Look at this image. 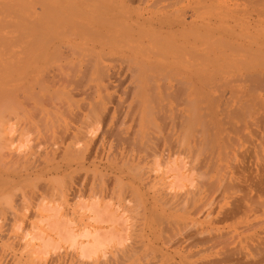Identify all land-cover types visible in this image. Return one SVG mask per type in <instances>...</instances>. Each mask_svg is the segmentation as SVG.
I'll return each instance as SVG.
<instances>
[{
	"label": "bare ground",
	"instance_id": "bare-ground-1",
	"mask_svg": "<svg viewBox=\"0 0 264 264\" xmlns=\"http://www.w3.org/2000/svg\"><path fill=\"white\" fill-rule=\"evenodd\" d=\"M126 1L130 2V4H132L131 2H134L135 0H112V1L111 0H105V1L104 0H50V1L49 0H33L32 2H27L25 0H2V2H0V27H2L4 29L5 28L8 29V30L6 29L7 30L6 32L4 31V33H7V34L2 35L3 32L0 33V35H1L0 39L4 38L7 41V39L9 38V41H10V36H11V39H15V40L17 39L18 40V47H17L18 48L17 49V51H18L17 54L18 55H17V58H15L16 62L14 63V67L17 69V71L19 73V76L17 75V73H16L17 71L16 70H15L16 72H14L12 66H11L12 67L11 69L13 70L14 74H16L19 77L18 80H20V81H16L17 83L14 81L15 84L13 83V85L15 86V85H18L19 83H21L22 89H18V94L25 92V93H23V95L25 96V99L26 100H28V99L33 100V101H30V100L29 101H26V100L25 101H21V100L19 101L17 99L18 96L15 95L17 101H13L15 98H12L13 99L12 101H11V99H10V101H7L8 99H6V101H1V103H0V105H2L1 108L3 110L5 108V110L2 111V112H6L8 109L16 110V111H18L17 112L18 114L19 113L21 114V117H19V118H21V119L25 118L24 119L25 121L29 120L31 118V116H37L38 117L37 124L38 123L41 124L42 130H44L42 132L46 133V135H47L45 137V139L40 138V140H43V142H44L43 145L40 142H37V144L40 143L42 145V146H40L38 144V146H40V147H38L39 149L36 147V149H38L37 151H39V153H36L37 151H35V153H34L33 151H31V149H29L30 148V146L28 144L29 142L27 143V139H25V137L27 138V136H29V135L27 134V136H23L24 139L26 140V143L29 146V148L27 146H24L23 142L22 143L21 142L18 143L20 140L17 141V143H15V141L10 138L11 136L8 137L7 134H6V130H5L6 127L4 126L5 123H6L5 119H2V120L0 119V264H36L35 261L38 260V255L40 257V253H43V254L45 253L44 254V256H45V255H47V253L50 254L51 252L52 253L57 252V251H55V249L59 248L60 246L58 245L59 242H56V241H61V243L64 242V243H67V244L70 245L69 247L72 248V250H73L72 253H74V254H72L73 257L75 255V257H77V260H79L78 264H96V263L99 264V262L102 264V262L100 260L103 261V259H104V261H103L104 264H121L122 263L121 260H123V259L125 260V258L132 256L131 255L132 253H131L130 254L131 256L126 254L127 257L124 256L125 258H123V255H120V259L118 258L119 257L118 254H121L119 252H123V250H124V254H125V252L127 251V250L125 251V249L127 248L129 250V247L127 245H131V244H128V241H127V239L129 237L127 238L125 235H121L123 233L122 231H124L126 229L125 226H124L125 227V229H124L122 227V224L119 223V220H121L120 216H122L123 213H121V215L118 216L119 218L118 217L116 218L115 216L117 214L116 213L117 211H109L110 209L108 210V208L106 207L107 203H105V206L101 205L100 204L101 203L100 195H101L102 192L100 193V195L98 194V196H97L95 194L96 193V191H95V193H93L92 195H88L89 197H87L85 200H83V201L79 200L78 202H76V206H78V207L75 206L76 209L78 208V210H80V212H82V214L85 215L86 220L84 222H82V220H81V222H79V225L78 226L76 225L75 227L71 226L72 225L71 221H69V219L66 218L68 213L70 215V212L67 213L66 212L67 210L66 211L64 210L65 212L62 211L61 210V205L59 206L57 204V202L55 201L56 199L53 197V195H52V198H49V197H51V195L49 197L47 196L48 200L44 199L45 198L44 195L41 196L40 193H38L40 195L39 199H37L36 196H35V192H36L35 190L39 187V185H38V182H39L38 179L39 178L42 180L43 178H41V177L43 175H47V179H46L47 181L45 183H43V185H44L43 187L46 190H48L50 188L52 189V186L54 185L53 182L55 180H54L53 177H58V175L62 176L65 173V171L63 172V170H62V168L60 166L62 164V162H61V164L59 163L60 165L51 164L53 162L52 159H54V157L56 156V154L58 152L60 154L62 153V155H65V156L67 154L69 156V157H67V159L68 158L70 159V157H72L70 160L68 159L70 162L67 161V162H69V165H70L69 166L70 167V171L73 168V167H71V164H74L75 167H78L80 169V168H82L84 166V163H85L86 159L89 160L90 157H93L94 147H92V144H93L92 140L96 136H94V138H93V137L89 136L88 133L94 131L93 128L96 127L97 124L98 125L99 124L104 125V128H105V125H108L109 122H111L109 120H112V118L114 117L115 113H117V117H119V115H120V117H119L120 119L118 121H117V119L114 120V121H117L119 123L121 121V124H123L125 122V120H129L128 122H130V123H128V126L126 128L124 127L125 128L124 130L122 128L123 135H121L122 133L120 134L121 131H118L121 127H117V126H119V125H117L116 128H117L118 132L116 134L118 136L120 135L119 137H117L121 141V144L120 145L118 144V147L120 146L121 147L120 150H122L118 154H120L121 160H123V162L125 164H129L131 166L134 165V164L138 165L140 163L141 159H142V157H141L142 155L140 156L139 152L142 151V150L146 151L148 149H150V151H151V152L148 151V153L153 154V156L156 155V158L154 157L155 159H152L153 161L155 160L156 164H157L156 160L158 159L157 156H160L161 153L163 151H165V150L167 151V152L165 151L167 153V157L168 156L171 157L172 155L183 154L182 156H185L187 158V157H191L192 154H193V156H194V154H197L198 153L197 150L200 149L202 147V145L205 144L206 142L210 141L209 145L211 146V141L212 140H213L212 141V145L214 146V149L217 148V153L218 154H219V151H221V147L224 148V149L225 148L229 149V150L231 148H233L235 150L234 145H232L229 142V140L227 139V135L230 133V130H233L232 126L234 125V123H233L232 118H230V119H231L233 125H231L232 123H231V121L229 119V121L231 123L229 125H231L232 129L228 130L229 131L228 134L226 132L224 134V135L227 134L225 136L226 142H224V144L222 142V146L217 144L218 141H220V139H219V137L217 139V136L215 135V133H216V131L218 129L217 132L219 134V128H220L219 126H222L221 122L219 121L221 116H220V118L218 116V118H219L218 121L220 122V124L217 121V113H219L218 112L219 99H215L217 96L214 97V101L210 100L205 106L201 105V102L204 103L205 101H197V100H199V98H197V96H196V86H195L196 84H195V81L192 80L193 78H196L197 71H196L195 68L198 65V62H197V58H198L197 54L198 53L196 52V48H195V46H197V43H195V42L198 39H200V41H201V39L205 40V39L208 38L209 39V43H210L213 40L212 39L210 41L211 37L212 38H217V42H219L218 39L224 38L223 41H225V39L228 37L230 43L228 41L225 42L226 46H227V49H228V52L229 51L236 52L235 49H236V47L238 45H236V46L233 45L234 43H232L231 40L234 42V41H236L238 39H241V38L242 39L243 38H247L248 41H249L250 38L251 39L252 38L253 39L257 38V39H259V42H260V43H258V46L256 45L257 42L256 43L253 42V43H255V44H253L251 42V39H250V42L252 43V45H255L256 47H258V49H257L258 50V56H257L258 57V64L257 65H259L260 69H262L264 71V0H166L167 2L165 4V6H163V10H164L163 14L158 16V18L156 17L155 19H154L153 16H147L146 15L147 17H143V13L142 12H138L136 14L131 13L130 11H133L132 8L128 7L129 9H131L129 11L127 8L124 7V5L126 4ZM161 1H164V0H161ZM155 2L156 1L154 0V2H152V3L155 4ZM29 4H31V6H29ZM152 5H150V6H152ZM115 6H116V8H115ZM153 8L155 9L154 5H153ZM95 9H97V10H95ZM96 11H98V12H96ZM8 27H10V30H9ZM149 34L153 35L154 37L156 36L155 37L156 39H154V37L152 39V37H150L151 35H149ZM256 34H258V35H256ZM124 35L127 36V37H125ZM6 36H7V38H5ZM122 36H124L125 38H128V36H129V38L125 40V38L123 39ZM177 36H178V38L180 36V38L183 37L184 39H186V40H184L182 38L184 41H186L185 45H184V43H182L183 42L182 40H180V41H182L181 44H179V42L178 43L176 42L178 38H175V37H177ZM257 36H259L260 38H258ZM146 37H147V39L148 38L149 39L148 40L145 39ZM157 37H159V38L166 37L164 39V43L161 42L162 43L161 44V43L157 42V41H162L161 39H158ZM190 37H192V39H194V40L191 39L193 42H190V43H193V44L195 43L196 45L193 47L192 46L193 44H192L191 46L185 47V49H184V46H186V45L188 46L190 44L188 42V40L190 41V39H189ZM167 38H170V40H171V38H173L174 40L170 41L169 39L167 40ZM4 39H2L3 42H4ZM257 39L255 41H258ZM204 40H203L202 44L205 42ZM165 41H166V43H165ZM172 41H175L176 43H173ZM222 42H220V43H222ZM156 43H158V44H156ZM169 43H172V44H169ZM205 43H207V42H205ZM236 43L238 44L237 41H236ZM163 44H165V45H163ZM177 44L180 47V49H179V47H177ZM199 44H201V43H199ZM212 44H213V42H212ZM212 44H209V45H212ZM174 45L177 48H175ZM182 45H183V47H182ZM218 45L217 46L215 45L216 49H218L217 48ZM239 45H241V43H239ZM220 46H221V44H220ZM248 46H250V43H248ZM251 46H250V48H251ZM12 47H13V45H12ZM201 47H205V46H201ZM212 47L213 46H211V48ZM244 47L242 46V48H243L242 51L244 49H247L246 47L245 48ZM174 48H175V50L176 49L180 50L181 54H183V52H184L185 54H187L189 56V57L187 56L188 58H184V56H182L180 54V55H178V58L176 57L177 59H175L173 63H170V64H172L174 66H177V67H180V68L184 69L183 73H182V69H180L181 73H179L177 71H174V69L172 70V67L169 68V69H166L168 64L164 63V62H167L168 58L172 59V57L174 58L176 56V55L175 56H170L171 53H169L170 50H173V52H174ZM182 48H183V51H182ZM187 48H189L188 52H187ZM224 48H226V47H224V44H223V49ZM193 49H195V52H193L194 51ZM199 49H201V48L199 47ZM251 49H253V48H251ZM189 50L191 52H193V53L189 52ZM209 50H210V48H209ZM248 50H247V52H249ZM167 51H168L169 54L167 53ZM176 51H175V54H177ZM203 51H205V50L203 49ZM253 51H254V49H253ZM13 52L14 51H12V53ZM226 52H227V50H226ZM254 52H256V51H254ZM6 53H3V54H6ZM8 53L10 54V52H8ZM207 53H208V51H207ZM236 53H240V52H236ZM214 54H216V53L214 52ZM6 55H5V57L8 56V55L7 56ZM10 55H12V54H10ZM14 55H15V53L13 54V57H14ZM121 55H124V56L127 57L126 58V63L127 64L126 63L125 64H126L127 69L129 71V77H132L135 80V84L134 85H132V83H131L129 85L128 90L127 89L124 90L125 97L128 98V96H129L130 99L129 100L128 99L127 100L123 99L122 101L117 99L114 96V94H112L110 92L111 89H114V88L118 87L119 84H120V79L117 76V73L120 72V71H116L118 69V67L116 69V67L114 66L115 69H116L115 70L113 67H111V65L105 64V61H110V62L112 60H115V62L121 61L120 60L121 59ZM201 55H203V53ZM205 55H207L206 52H205L204 56ZM224 55H225V53H224ZM227 55L230 56V54H228V53H227ZM229 56H226V58H228ZM221 57L223 58V55L220 56V54H219V58H221ZM233 57H234V55H233ZM200 58H202V57H200ZM236 58H238V57L236 56ZM239 58H241V57H239ZM239 58H238V60H240ZM230 59L232 61V53H231ZM245 59H247V58L245 57ZM255 59H256V57H255ZM11 60L12 59L10 57V59L8 58V61L4 60V63H6L5 61H7V62H9V64H11L10 63ZM123 61H125V60H123ZM204 61H206V60H204ZM214 61L218 62L215 59H214ZM224 61L226 62L228 60L226 59ZM229 61H228V63H229ZM243 61H242V65L244 63ZM212 62H213V60H212ZM233 62L234 61H232V63ZM118 63L119 62H117L116 64H118ZM209 63L207 65H209ZM219 63H221V62H219ZM238 63H240V62L238 61ZM155 64H158L157 67L160 66V68L162 67V69H163L156 76L157 78L156 77H152V75H150L151 77L150 76H145L146 72L150 68H152V67L154 68L155 67V66H153ZM204 64H206V63L204 62ZM213 64H214V62H213ZM234 64L235 63H233L232 65H230V64L229 65L232 67V66H234ZM251 64L253 65V62ZM2 65L4 66V64H2ZM72 65H74V70L76 69L75 70L77 72L76 75H75V72H74V76H76V77L73 80V75L72 74L71 75L68 74V75H69V77L72 76L71 80H73V82L77 86V87H75V90L77 91V89L79 87L84 93L87 94V97H89L90 100L88 102L85 101V103L87 102L85 104V106H84V104H82L84 107H82V111L81 112L79 111V113L81 114V117L79 116L80 115L79 113L77 115V117L79 116L80 118L85 119V120H83L85 125L81 124V125L84 126V129H82V126L79 127V128L72 127L74 129V131H72L73 130L72 129L69 132L68 128H67L68 126L66 127L63 124L62 116L60 117L62 110L59 111V108L62 106L64 101H58V98L56 97V94H55L56 98L55 97L54 98L57 99V101H47L44 98H43L42 101H37V96H38L37 92L40 91V87H38V86H39V84L41 85V82L44 83L45 85H49L50 87L49 86H46V87H49V89H52L53 92L56 93V90L59 91V88L62 85H64V84H62V82H66L68 80L67 77H66L67 72H68L66 70H68V69H65V68H67V66H68V68L70 70H72L73 69ZM75 65L77 66L76 68H75ZM200 65H202V64H200ZM215 66H217V65H215ZM226 66H224V67H226ZM236 66L238 67V65H236ZM199 67H201V66H199ZM218 67L220 68V66H218ZM256 67H258V66H256ZM256 67H255V70H256ZM3 69H5V68H3ZM207 69H208V67H207ZM225 69H227V68H225ZM225 69H223V70H225ZM6 70L7 69H5V71L2 70V71H4V73H3L4 75H5V72H7ZM186 70L192 72L193 74H188V73L186 74ZM197 70H199V69H197ZM213 70H214V67H213ZM216 70H218V68ZM252 70H250V71H252ZM150 71H151V73H153L152 70H150ZM158 71H159V69H158ZM208 71H209V69H208ZM208 71H207V73H208ZM219 71H221V70H219ZM237 71H239V70L237 69ZM247 71H249L248 68H247ZM243 72H245V71H243ZM246 72H245V75H247V74L251 75L252 74L250 72L249 73H246ZM255 72H253V74H255ZM7 73H9V72H7ZM10 73L12 74L10 77H12L13 73L12 72H10ZM156 73H157V71H156ZM200 73H201V70H200ZM259 73L257 74V76L260 75ZM180 74H183V77ZM237 74L239 76H236V77H240L239 72ZM242 74H241V78L243 76ZM9 75L10 74H8V76ZM179 75L181 77H179ZM1 76H3V75H1ZM1 76H0V79H2ZM8 76L6 75L5 79H3L1 81L2 82L3 81H7L6 77H8ZM17 76H16V78H17ZM174 76H177V77H174ZM212 76H216V75H212ZM255 76H252V78L254 79ZM257 76L255 77V79L257 78V81H259L261 79V77L258 76L259 77V79H258ZM200 77L204 78V80H203L204 83L207 80L206 83L209 84V80H208L207 74H206L207 78L202 76V74H201ZM221 77H223V76L221 75ZM203 78H200V80L203 79ZM233 78H235L234 75H233ZM245 78H247V77H245ZM262 78H264V76ZM13 79L15 80L14 77H13ZM13 79H11V80L13 81ZM175 79H177L175 81L176 83H172V80L174 81ZM157 80H159L158 83H157ZM224 80H222L223 85H224ZM237 80H239V79H237ZM237 80L235 79V81H237ZM241 80L242 79H240V81ZM132 82H133V80H132ZM151 82H153V83L151 84ZM231 82H233V81H231ZM263 82H264V80H263ZM8 83L9 82H6L5 84L2 83V84L7 86ZM154 83L158 86L161 95L163 94L165 96L164 98L166 99V101H164V100L162 101V99H160L158 97L155 98V96L152 95V93H149V94H147V96H144V91H145L146 87H148V84L155 85ZM215 83H216V81H215ZM252 83H254V82H252ZM259 83H260V81H259ZM2 84H0V85H2ZM60 84H61V86L57 89V87ZM225 84L227 85V82H225ZM3 86L0 87L1 90H4V88L5 89L7 88V87H5V86L3 87ZM12 86H11V88H12ZM14 86H13V88L16 89V87H14ZM205 86L207 87V85H205ZM229 86H230V84H229ZM249 86L251 87L253 85H249ZM2 87H3V89H2ZM18 87H19V85H18ZM34 87L35 88L38 87L39 90L37 92L34 91V89H33ZM41 87L43 88V86H41ZM233 87H232V89L230 88V92L232 90H234ZM8 88H10L9 85H8ZM153 88H155V86ZM237 88H239V86ZM237 88L235 90H237ZM43 89L45 90V86H44ZM43 89H42V91H43ZM60 89H62V88H60ZM151 89H152V87L150 86L149 90H151ZM19 90H21L22 92L21 91L19 92ZM46 90H48V88H46ZM132 90H133V93L131 92ZM235 90H234V92H235ZM240 91H241V89L238 91V93H240ZM45 92L47 93L48 91H45ZM50 92L51 91H49L48 93H50ZM64 92H66V91H64ZM242 92L244 93L245 91H242ZM15 93H16V91L14 90V94ZM129 93L132 94V95L130 96ZM231 93H233V91ZM235 93H237V92H235ZM235 93H233V98L237 97V95ZM58 94H59L58 97L62 94L60 96V98L62 99V96L64 94H66V93H64V94L61 93L60 94V92H59ZM198 94H199V92H197V95ZM48 95H50V94H48ZM148 95H150L151 98H155V101L149 99ZM234 95H236V96L234 97ZM242 95L243 94H241L240 96H242ZM245 95L247 96V98L252 97L251 96L252 94L250 95V94L247 93ZM15 96H13V97H15ZM53 96H54V93H53ZM199 96L200 95H198V97ZM20 97H22L21 94H20ZM208 97H209V95H208ZM39 98H41V96ZM49 98H51V97H49ZM64 98L65 97L63 96V100H65ZM66 98H68V96H66ZM217 98H219V97H217ZM240 98H242V97H239V100L238 99L237 100L240 101ZM244 98L245 97H243V99ZM252 99L250 100L251 102H252ZM253 100H255V99H253ZM220 101H221V99H220ZM238 101L236 103H238ZM244 101H246V100L244 99ZM247 101H249V100L247 99ZM74 102H76V101H74ZM82 102H84V101H82ZM206 102H207V100H206ZM254 102H253V104H254ZM257 102H259V101H257ZM229 103L230 102H228V104ZM66 104H67V101L65 100V104H64L65 108L68 107V105H66ZM78 104H76L77 108H78ZM72 105H74V103ZM220 105L222 106V104H220ZM233 105H234V103H233ZM242 105H238V108L240 106H242ZM227 106L230 107L229 105H227ZM235 106H237V104ZM242 107H244V106H242ZM254 107H256V106L252 105V108H254ZM77 108H75V109H77ZM221 108H223V107H221ZM249 108H246V109L249 110ZM258 108H259V105H258ZM70 109H71V107H70ZM78 109H77V112H78ZM223 109L225 110V108H223ZM227 109H229V108H226V114L229 111ZM241 109H243V108H241ZM64 110H66V109H64ZM201 110H203V112L199 113ZM243 110L241 111L243 113L242 116L244 115ZM248 110L246 112H248ZM238 111H239V109L236 108V110H230L229 113H231V112L235 113V112H238ZM66 112H68V108H67ZM71 112H73L72 109H71ZM77 112H76V114H77ZM69 114H70V112L68 113L67 116H70ZM224 114H225V112H224ZM231 116H232V114H231ZM258 116H259V114H258ZM28 117H30V118L27 119ZM228 117H230V116H228ZM228 117L226 115V120H227ZM32 118L30 120H34ZM80 118H78V120ZM86 118H89V119H86ZM82 119L79 122L82 123ZM224 119L225 118H223V120ZM258 119H260V118L258 117ZM24 120H23V123H24ZM86 120H91V121L85 122ZM60 121H62V124L60 123ZM74 121H77V120H74ZM249 122H250V125H251V121H249ZM29 123L32 124V121H30ZM34 123L35 122H33V124ZM105 123H108V124H105ZM216 123H218L219 125H217ZM228 123L226 122L225 124H228ZM237 123L235 122V124H237ZM125 124H126V122H125ZM26 125H27V123H26ZM70 125H73V124L70 123ZM115 125H116V123H115ZM215 125L218 126V127L216 128ZM245 125H246V123H245ZM250 125H249V127H250ZM35 126H36V124H35ZM22 127H24V126H22ZM26 127L28 128L27 130H29V127H31V126L27 125ZM98 127H97V129L94 128L96 130V132H94V133L98 134V132H99L98 131ZM227 127H228V125H227ZM257 127H258V125H257ZM10 128H11V126H10ZM100 128H101V126H100ZM111 128H109V129H111ZM116 128H114V130ZM242 129L244 131L246 130V129H244V127H242ZM24 130H25L24 133H27L26 129H24ZM32 130H30V131L32 132ZM221 130H224V129H221ZM237 130L239 131V128H237ZM109 131H108V133L110 135ZM224 131L223 132L221 131V133L223 134ZM233 131L234 132H232V133H236L235 132V128H234ZM101 132L102 131H100V133ZM103 132L107 133V131H105V130ZM115 132H116V130H115ZM115 132H114V135H116ZM33 133L34 132H32V135L30 134V136L33 137V135L35 134V133L34 134ZM239 133H240V131H239ZM23 134H21V135H23ZM36 134H38V133L36 132ZM235 135L237 136V134H235ZM243 135H245V134H243ZM243 135H241L240 137L243 138L244 137ZM38 136H35V138H37ZM92 136H93V133H92ZM231 136H232V134H231ZM236 136H234L233 140L235 139ZM228 137H230V136H228ZM21 138H22V136H21ZM35 138H33V139L35 140ZM91 138H93V139H91ZM98 138L99 137H97L95 140H97ZM114 138H115V136H114ZM246 138H248V137H246ZM33 139H31V140H33ZM105 139L108 140L107 137ZM223 139H221V141H223ZM25 140H24V142H25ZM230 140H231V138H230ZM33 141H31V142L34 143ZM243 141H245L244 138H243ZM31 142H30V144H31ZM235 142H237V141H235ZM245 142H247V140ZM103 143L106 144L107 141H106V143L105 142H103ZM110 143H112V141ZM115 143H117V142H115ZM240 144H241V142H240ZM243 144L244 143L242 142V145ZM99 145H100V143H99ZM209 145H205V147L208 148ZM237 145L239 146V144H237ZM251 145H253V144L251 143ZM257 145L259 146V144H257ZM33 146H35V143H34ZM115 146H117V144ZM210 146H209L208 149H210L211 151H214V149H211ZM112 148H111V151H114V150H112ZM249 148H251V147H249ZM98 149L101 150V147L98 148ZM117 149H119V148H117ZM203 150H204V152L202 154L205 153V148H203ZM242 150H243V148H242ZM251 150H252V148H251ZM105 151L107 152L108 150L105 149ZM206 151H207V149H206ZM244 151L246 152V150H244ZM116 152L117 151H115L114 153H116ZM195 152H197V153H195ZM239 152H238V149H237V154ZM107 153H104V155H106ZM166 153H165V155H166ZM208 153H209V151H208ZM215 153H214V156L216 155ZM221 153H223V151ZM224 153H225V155H227L226 152H224ZM230 153H232V152H230ZM141 154H143V153H141ZM239 154H241L240 156H242V152L239 153ZM62 155H59V156H62ZM98 155H99V153H98ZM110 155L112 156V154H109V156ZM144 155L145 154H143V158H144ZM146 155H149V154H146ZM211 155H210V157H212ZM252 155L256 156L254 154H252ZM100 156H103V155H100ZM109 156H108V158L111 157V156L110 157ZM200 156H201V153H200ZM204 156H205V158L204 157L203 158L206 160V157L208 155L206 156L204 154ZM112 157H114V156H112ZM112 157H111V159H112ZM163 157L166 159L165 156H163ZM242 157H244V156H242ZM247 157H249V156H247ZM62 158H63V160L60 157L61 161H64L65 159H64L63 156H62ZM96 158L98 159V157H96ZM108 158H106V159H108ZM148 158H150V156ZM186 158H185V160H187ZM208 158H209V156H208ZM223 158H225V157H223ZM249 158H251V157H249ZM60 159L57 158V161H60ZM111 159H109V161ZM178 159H180V158L178 157ZM192 159H194V158L192 157ZM51 160H52V162L50 163ZM150 160H151V158H150ZM150 160H148V161H150ZM212 160H214V159H212ZM246 160L248 161V158ZM98 161H99V159H98ZM105 161L106 160H104V162ZM167 161L168 160H166V163H167ZM169 161H170V159H169ZM173 161H174V159H173ZM173 161H171V162H173ZM175 161H176V158H175ZM198 161H200V160H198ZM198 161H197V158H196V162H197L196 166H198ZM243 161H245V160H243ZM253 161L255 162V160H253ZM253 161H251V163ZM92 162H93V158H92ZM113 162H115V161L113 160L112 163L109 162L110 163L109 167L112 168V165L114 164ZM163 162H164V160H163ZM181 162H179V164ZM207 162H209V161L208 160L206 161L205 167L207 166ZM238 162H239V158H238ZM257 162H258V160H257ZM100 163H102V161ZM109 163L107 162V165ZM122 163H120V165H116V166H118V167L120 166L119 168H121V166H122L121 164ZM141 163L138 166L136 165L137 168L135 166L134 169L139 170V166L143 165ZM148 163H150V162H148ZM166 163L164 162V164H166ZM218 163L219 162L217 160V164ZM241 163H242V161H241ZM245 163L241 164V166H240L239 163L238 164H239L240 168L242 167V169L248 171L246 173H249L250 169H251V166L247 165L248 162H247V164H245ZM49 164H50V166H49ZM93 164H95V163H93ZM203 164H204V162H203ZM65 165H66V163H65ZM91 165H92V163H91ZM95 165H94V167H95V169H97L96 166H98V165H96V166ZM231 165H233V163H231ZM236 165H237V163H236ZM150 166H151V164H150ZM189 166H191V165H189ZM196 166H195V169L198 170V168H196ZM109 167L107 166V168H109ZM133 167L134 166H132V169H133ZM142 167H145V166L143 165ZM168 167H169V163H168ZM180 167L182 168L183 165L180 166ZM205 167H203V169ZM223 167H221V168H223ZM254 167H255V163H254ZM263 167H261V173H259V174H263V171H264V170L262 171ZM85 168H86V166H84V169ZM119 168H117V169L120 171L121 169H119ZM147 168H150V167H147ZM147 168H146V170H147ZM177 168H178V166H177ZM181 168H178L179 169V173L181 171L180 170ZM200 168H201V166H200ZM207 168L208 167H206V169ZM238 168L239 167L237 166V169ZM75 169L72 170V172L75 171V174H76L77 169L76 170ZM87 169H89L88 166H87ZM87 169H86V172L88 171ZM91 169L94 171L93 165H92ZM112 169L114 170V168H112ZM124 169L127 170V169H131V168H130V166H127L126 168L124 167ZM141 169H143V168H141ZM167 169H166V171H167ZM178 169H177V171H178ZM210 169H214V166L213 167L210 166L208 171H210ZM254 169H253V171H254ZM80 170L83 171V168L80 169ZM109 170H110V168H109ZM118 170L116 171V169H115L116 173L117 172L119 173ZM158 170H159V168H158ZM193 170L194 169H192V171ZM99 171H101V169H99ZM104 171H105V169H104ZM130 171L131 170H128V175L129 176H130V174L133 173V171H131L132 173ZM153 171L154 170H152V174H153ZM166 171L163 172V173H166ZM177 171L175 173H177ZM121 172H120V174H118L116 176L121 175ZM170 172H171V169H170ZM200 172H202V169H201ZM205 172H203L204 175L206 174ZM221 172L222 171H220L219 173H221ZM255 172L257 173L256 170H255ZM259 172H260V170H259ZM83 173L84 172H82V174ZM104 173L101 172L102 175L99 176V177L104 178V176H103ZM109 173H108V175L111 174V178L109 177L108 179L116 178L115 175H114L115 177H113V174L112 173L109 174ZM122 173L124 174V172H122ZM125 173H127V172H125ZM154 173H155V171H154ZM171 173L173 174L174 172H171ZM181 173H180V177H178V176L175 177V179L176 178L178 179L177 181L180 180V178L182 176ZM234 173H235V171H234ZM241 173L245 176L243 171H241ZM68 174H70V173H68ZM95 174H96V172H95ZM135 174L136 173H134V175ZM137 174H138L137 177L136 176H133V177L137 178L138 184H136V185H139V187H141V188L143 186H147V184L150 183V181L154 179V174L152 175L149 172V169H148V172L141 170V172H137ZM239 174H240V172H239ZM249 174H251V173H249ZM125 175H127V174H124V176ZM163 175H165V174H163ZM204 175L201 176V174H200L199 176H201L203 178ZM208 175H207V177H208ZM215 175H216V171H215ZM252 175H253V173H252ZM160 176L161 175H159V177ZM63 177H65V176H63ZM67 177H68L67 180H70L72 178V177L70 178V176H68V175H67ZM163 177L164 176H162V179H163ZM173 177H174V174H173ZM191 177H189V178H191ZM238 177L240 178V175ZM250 177L251 178L253 177V179L249 178V181H250L249 183L253 184V182H254L253 185L257 188V191L258 192L262 191V193H263L264 189L260 190V189L264 188L261 185V183H264V182H262L263 181L262 176H261L262 180H261L260 176L258 177V175H255V174L253 176L250 175ZM263 177H264V175H263ZM76 178H78V177H76ZM158 178L157 179L155 178L156 179L155 181H157ZM164 178H166L165 181L164 180H163V182L159 181V182L163 183V184H161V186H163V188H161L162 190L160 192L157 191V193L160 194L161 200L163 202L169 200L170 203L167 201V204L169 203L170 205L173 206V203L171 204V202H174V200H176L175 198L177 196H179L180 193H179V191L177 193L176 190L175 191L173 190L172 185L173 186L175 185L174 184L175 181L170 182L171 180L168 181V179H167L168 177H164ZM213 178H214V176H213ZM258 178L261 180V182H260V180ZM93 179H95V178H93ZM105 179H107V178H105ZM117 179L118 178H116V180ZM204 179H206V178H204ZM209 179H210V177H209ZM217 179L218 178L216 177V181H217ZM231 179H233V178L232 177L230 178L228 176V177H225V178L221 179V182L219 181L220 183H218V182H217V184L214 183L215 187L212 189L213 192L211 191L212 196L209 197V193L210 192L208 193V197L210 198V200L208 198H205V200H209V201L208 202L204 201L202 203V206H203L204 203H206V207L205 208H203L202 206H200V208H199L198 205H194L193 204V203H195L196 199L200 198V196H201L200 195L201 192L200 193L196 192V193H198L197 195L199 197L197 196L196 199L191 197V199L192 198L195 199L193 201V203H192V201H190L191 204H192V208L201 209L202 215H204V216H206L208 214H211V213L213 214L214 213L213 212L214 211V206H212L213 203L217 202L219 197L223 198L224 192L228 188H230L232 186ZM57 180L58 179H56V181ZM59 180L61 181V179H59ZM71 180H73V179H71ZM80 180H81V177H80ZM113 180H112V182H114ZM116 180H115V182H116ZM131 180L133 181V178ZM246 180L248 181V179H246ZM246 180L243 177V181H244L243 184L246 183ZM74 181H75V184L76 183L80 184L75 179H74ZM109 181L111 182V180H107V182H109ZM127 181H124V185H125V183ZM202 181H203V179H202ZM208 181L209 180H206L204 182L208 183ZM238 181H239V179H238ZM238 181H235V182L238 183ZM43 182H44V180H43ZM105 182H106V180H105ZM112 182L109 183L108 185H111ZM152 182L154 183V181H152ZM180 182L181 181H179V183ZM58 183H60V182H58ZM119 183L121 184V180H120ZM130 183H131V181H130ZM130 183H127V184H130ZM179 183H176V184H178V186H179L181 184V183L180 184ZM207 183H205V186H206ZM155 184L154 185L152 184L151 186L155 187ZM194 184H196V183H194ZM194 184L192 183V185L195 187L196 185H194ZM250 184L247 185V187L250 186ZM64 185H65V190L64 191H65L66 194L71 192V194H72L71 196H73V195L74 196H78V195L80 196V194H81V192L79 190L80 188H76L72 181H69L68 184H63V186ZM233 185H235V187H238V188L240 187L241 188V186H238L240 184H238L237 186H236V184H233ZM241 185H242V183H241ZM91 186L93 187V185H91ZM131 186H133V185H131ZM151 186H148V187L150 188ZM178 186L176 185V189L178 188ZM182 186H183V184H182ZM61 187H62V184H61ZM133 187L130 188V193L133 192L134 194H132V197H135L137 194L133 190L135 188H138V187L136 186V187H134V189H133ZM185 187H182V189L184 188V190H185ZM203 187L204 186H202V188ZM235 187L233 186L232 189L231 188L230 189L233 190V188H235ZM247 187L245 188V185H244V189H247ZM42 188H41V190H42ZM59 188H57V189H59ZM238 188H237V190L241 191V189L239 190ZM258 188H259V190H258ZM178 189L180 190V187ZM190 189H192V187ZM105 190L107 191V189H105ZM170 190H172V191H170ZM184 190L181 193V195H183L184 198L186 197L187 199H189L190 195L191 196H195L196 195V194L193 195L194 191H192V190H189V191H186V192H184ZM194 190H195V188H194ZM229 190H228V192H230ZM243 190L241 192L244 193L245 190L244 191ZM143 191H144V189H143ZM143 191H142V196H143L144 193L148 192L146 190L143 193ZM201 191H203V190H201ZM137 192H138V194H140L139 190ZM45 193H47V191ZM235 193H231L230 196L232 194H234V197H235L236 196ZM245 193H247V191ZM255 193H256V191H255ZM176 194H178V195H176ZM39 195H38V197H39ZM47 195H49V194H47ZM133 195H135V196H133ZM155 195H154V197H156ZM204 195L206 196V194H204ZM228 195H229V193H228ZM239 195H241V193ZM245 195L246 196L244 197V199L245 198L247 199V194H245ZM255 195L256 194H254V197L257 198V196H255ZM169 196H173V197L176 196V197L175 198L172 197L173 201L172 200L170 201V199H168ZM183 196H181V197H183ZM228 197H227V199H229ZM145 198H147V196ZM179 198H180V196H179ZM186 198L184 199V201H186ZM250 198L251 197H248V200ZM138 199H137V201H138ZM142 199L143 198L141 197L140 200L142 201ZM156 200L154 202L155 204H156ZM161 200H159L160 204L157 202L159 205H161V202H162ZM180 200L181 199H179V201ZM52 201H55V203L52 202ZM141 201H140V203H141ZM181 201H183V200H181ZM258 201H259V197H258V200L255 201V202L257 203ZM176 202H177V200L175 201V204H176ZM218 202H219V200H218ZM245 202L246 201L243 202V199H241L240 197L238 199V196H237L236 198L232 199V201L228 205L225 204V206H219V204H218L219 208L217 207L216 212H215L216 214H214V215L219 217V219H224L225 221H226V219H230V223H231V218L233 219L234 216H235L234 220H236V219L238 220L239 217H236V214H238L240 211H242V208H243L244 204L246 206L247 202L246 203ZM251 202H253V201H251ZM138 203H136V204H138ZM242 203H244V204L242 205ZM108 204H110V203H108ZM221 204L222 203H220V205ZM179 205H181V204H179ZM189 205H190V203H189ZM139 206H140V204H139ZM245 206H244V208H245ZM108 207H110V206L108 205ZM152 207L153 206H150V209L153 210ZM160 207H158V208H160ZM163 207H165V206L163 205ZM169 207L170 206H167V208H169ZM175 207H176V205H175ZM186 207H187V203H186ZM247 207H248V205L246 206V209H249ZM142 208H146L147 209V207H143V205H142ZM155 208H156V206H155ZM167 208H165V209H167ZM184 208H185V203H184L183 209ZM189 208L191 209V206ZM160 209H162V208H160ZM176 209H178V207ZM183 209L181 211H183ZM190 209L188 210L189 212L191 210H193V209H191V210ZM246 209H245V211H246ZM116 210H118V209H116ZM138 210H139V208H138ZM147 210L149 212V209H147ZM162 210H164V209H162ZM170 210H172V209H170ZM74 211H72L73 216H74V213H73ZM125 211H127L126 208H125ZM140 211L143 212L141 209H140ZM173 211H175V210H173ZM198 211L199 210H197V212ZM163 212H164V214H166L165 211H163ZM171 212L172 211H170V213ZM176 212H177V210H176ZM187 212H186L185 215H187ZM150 213H148V214H150ZM242 213L244 214L245 212L243 211V212H240L239 214H242ZM246 213H249L248 210L246 211ZM82 214H81V216H82ZM164 214L162 213V215H164ZM177 214L179 215V213H175V215H177ZM142 215H145V214H142ZM159 215H161V214H159ZM159 215L156 214V216L158 217V220H160V218H161V217H159ZM172 215H174V213ZM196 215H194V216H196ZM214 215H213V218H214ZM177 216L172 217V219L173 218L177 219L176 218ZM189 216H191V215H189ZM237 216H239V215H237ZM243 216L247 218V216H245V215H243ZM243 216L241 215V219H242ZM179 217H181V216L179 215ZM182 217H183V215H182ZM207 217H209V216H207ZM154 219H155V215H154ZM165 219H166V217H165ZM175 219H174V221H175ZM184 220H185V222L180 224L182 227H184V226L186 227V228L184 227L185 230L183 232L184 233L183 236H186L185 237L186 241H187V237L189 236V237H191L190 239H191V243L192 244L200 245L201 248L198 251H205V250H207V251L208 250L209 251L212 250L213 251V249H211V247H213L214 245H216L215 248L217 247V245H219V247L224 249V250H222L220 248V250H222L221 251V256L220 257L216 256V257H218V262H219V260H221V263L222 262H226L228 264H259L260 261L264 260V247L263 248L260 247L261 249H259L260 250L259 252H258V249H257L259 246L258 247L255 246V248L252 247V252H253V249L255 251H257V253H255V251L253 252V255L255 256V254H257V257L256 256L255 257H250L251 253L249 254V252H248L249 250L248 251L247 250L243 251V250H240L239 247H238L237 250H235V247H229L228 248V244L230 243L229 238L234 237L232 233H229L228 231L220 233V231H219V233L214 232L216 234H213V235H208V236L205 237L204 234H203L202 236H204V237H202V236L200 237L197 234V232H200V231H196L195 228H192L193 225L191 227L192 222L193 221L195 222L196 219L189 217V220H188L187 224H186V221H187L186 217H185ZM234 220H232V221H234ZM239 220H240V218H239ZM162 221L165 222V220L163 218H162ZM177 221L179 223H181V221H179V219H177ZM204 221L206 222L205 223L206 225L208 224L207 222H209L208 220H205V219H204ZM221 221L222 220H219L218 223L219 222L220 223L223 222V221L222 222ZM225 221H224V224H223L224 226H225ZM178 222H177V224H178ZM202 222H203V220H202ZM202 222H201V224H202ZM76 223H77V221H76ZM156 223H158V225H159V222H156ZM171 223H173V222H171ZM218 223H216V224H218ZM226 223L228 225V222H226ZM233 223H235V222H233ZM241 223H243V222H241ZM201 224H199V225H201ZM175 225H173V227H177ZM186 225H188V227ZM196 225H198V224H196ZM231 225H233V224H231ZM231 225H228V226H231ZM236 225H238V224H236ZM215 226L218 227V225H215ZM221 226H222V224H221ZM244 226L246 228L245 224H244ZM254 226H255V228L257 227L256 225H254ZM159 227H160V225H159ZM219 227H220V225H219ZM122 228L124 230H122ZM164 228L166 229V227H164ZM170 228H172V227L170 226ZM241 228H238V229L241 230ZM163 229H161V230H163ZM180 229H181V227H180ZM175 230L177 232V229H175ZM240 230H238V231H240ZM166 231H167V229H166ZM166 231H165V233H166ZM217 231H218V229H217ZM231 231H233V229ZM235 231H234V234H235ZM168 232L170 233V231H168ZM173 232L175 233V231L171 230V234ZM211 232H212V228H211ZM200 233H202V232H200ZM160 234H161V232H160ZM205 234L207 235L208 233H205ZM174 236H176V235H174ZM139 237L140 236H138V238ZM189 237H188V239H189ZM235 237H236V235H235ZM235 237H234V239L237 240V238H235ZM163 238H165V236ZM173 238L174 237H172V239ZM178 238H181V237H178ZM243 238L244 237L241 236L242 241H243ZM140 239H142V238H140ZM166 239L168 241L170 240V238L167 236V233H166L165 240L163 239L164 241L160 244L159 248H163L165 246L164 244H166V241H167ZM133 240H135V239H133ZM133 240H132V242H133ZM157 240H158V238H157ZM179 240L180 239H178L177 241H179ZM173 241L175 242V240H173ZM180 241L184 242V240H182V238H181ZM186 241H185V243H186ZM137 242L140 243V240L139 241L137 240ZM209 242H210V244H207ZM133 243H135V242H133ZM181 243L182 242H178L177 244L179 245ZM142 244H143V248H144L143 241H142ZM134 245L136 246L138 244H134ZM173 245H176V243H173ZM178 245H176V246H178ZM183 245L184 244H182L181 246L183 247ZM188 245L189 246H187V245L186 246L190 247V243ZM232 245H233V243H232ZM239 245H241V244H239ZM249 245L251 246V244H249ZM168 246H169V244H168ZM193 246H192V248H194ZM141 247L142 246H140L138 248L140 249ZM156 247H158V246H156ZM156 247H155V249H156ZM172 247L175 248L174 246H171V248ZM135 248H137V247H135ZM152 248H153V246H152ZM179 249H180V247H179ZM218 249L216 251L214 249V251L218 252ZM138 250L135 249V251H138ZM165 250H166V248H165ZM161 251H163V250H161ZM131 252H134V251H131ZM164 252H166V251H164ZM184 252H185V250H184ZM188 252H190V251H188ZM163 253L161 252V254H163ZM183 253H181V254H183ZM197 253L198 252H196L192 256L193 257L197 256L196 255ZM202 253L203 252H201V254ZM181 254H180V256H181ZM202 255L205 256L206 252H205V254L203 253ZM141 256L142 255H140V257ZM169 256H171V254ZM169 256H167V257L169 258ZM180 256H178V257L179 258H183V257L186 258V256H183V257L182 256L180 257ZM206 256L209 257L210 259L212 258L211 257L212 254H211V256H208V255H206ZM167 257H165V259L168 261L167 264H169V262L173 263V262L169 261V259H167ZM170 258L173 259L174 256L172 255V257H170ZM185 258H183V259H185ZM196 259L198 260V258H196ZM205 259H206V264L209 263V260L207 258H205ZM205 259H204V262H205ZM188 260L191 261V258H188L187 261ZM193 260H195V259L193 258ZM212 260L214 262V259H212ZM212 260H211V262H212ZM201 261H203V260H201ZM201 261H200V263H201ZM75 262H77V261H75ZM184 262H186V260ZM188 262H187V264H190ZM195 262H197V261H195ZM127 264H128V262H127ZM173 264H176V262L173 263ZM209 264H211V263H209Z\"/></svg>",
	"mask_w": 264,
	"mask_h": 264
},
{
	"label": "rangeland",
	"instance_id": "rangeland-1",
	"mask_svg": "<svg viewBox=\"0 0 264 264\" xmlns=\"http://www.w3.org/2000/svg\"><path fill=\"white\" fill-rule=\"evenodd\" d=\"M25 1H27V2H32L33 0H25ZM50 1V0H49ZM105 1V0H104ZM112 1V0H111ZM151 1V2H150ZM156 2H155V4L154 3H152V2H154V0H135L134 2H131L132 4H130V2H128V1H126V4L124 5V7L125 8H127L129 11L131 10V9H129V8H132L133 9V11H130L131 13H134V14H136V13H138V12H142L143 13V17H147V16H153L154 17V19L157 17L158 18V16H160L161 14H163V12H164V10H163V6H165V4H166V0H164V1H161V0H155ZM160 1V2H159ZM0 2H2V0H0ZM159 2V3H158ZM128 3V4H127ZM33 4V3H32ZM154 5V7H155V9L153 8V5ZM150 5H152V6H150ZM29 6H31V4H29ZM131 6V7H130ZM148 6V7H147ZM162 6V7H161ZM129 7V8H128ZM134 7V8H133ZM161 9H160V8ZM115 8H116V6H115ZM145 8V9H144ZM95 10H97V9H95ZM145 10V11H144ZM147 11V12H146ZM96 12H98V11H96ZM116 13V12H115ZM152 13V14H151ZM156 13V14H155ZM158 13V14H157ZM147 15V16H146ZM2 27H0V33H2L3 32V34L2 35H4V34H7V33H4V31L6 32L8 29L7 28H2ZM9 28V30H10V27H8ZM4 29V30H3ZM7 29V30H6ZM3 30V31H2ZM11 34V33H10ZM149 35H151V34H149ZM256 35H258V34H256ZM1 36V35H0ZM125 36V35H124ZM122 36V38L124 39L125 37H127V36ZM9 37V36H8ZM150 37H152V39H153V35H151ZM156 37V36H155ZM154 37V39H156ZM258 38H260L259 36H257ZM5 38H7V36L5 37ZM13 38V37H12ZM121 38V37H120ZM121 38V39H122ZM128 38H129V36H128ZM128 38H125V40L126 39H128ZM158 39H161L162 41H157V42H159V43H161V42H163L164 43V39L166 38V37H163V38H159V37H157ZM175 38H178V36L177 37H175ZM179 38H180V36H179ZM177 39V43L179 42V44H181V42L182 43H184V45H185V42L186 41H184V40H186V39H184L183 37V39L182 38H180V39ZM2 39H4V38H2ZM2 39H0V76L1 75H3V76H1V78L2 79H0V84H2V83H6V82H9L8 83V85H9V87L10 88H8V85L7 86H5L4 84H2V85H0V87L1 86H5V87H7L6 89L4 88V90H1V88H0V103H1V101H6V99H8L7 101H10V99H11V101L13 100L12 98H15L13 101H17V99L20 101H25L26 99H25V96L23 95V93H25V92H23V93H20L21 94V96L22 97H20V94H18V89H22V87H21V83H19L18 85H19V87H18V85H13V83L15 84V82L16 81H20V80H18L19 79V73H18V71H17V69L14 67V63L16 62V60H15V58H17V47H18V40L16 39H11V36H10V41H9V38L7 39V41H6V39H4V42H3V40ZM122 39V40H123ZM145 39H147V37L145 38ZM149 39V38H148ZM147 39V40H148ZM170 40V38H167V40ZM190 39V41L188 40V42L190 43V42H193L192 40H194V39H192V37H190L189 38ZM192 39V40H191ZM213 39V40H212ZM227 39V40H226ZM225 39V41H223L224 40V38H222V39H218V41L219 42H217V38H212L211 37V39H210V43H209V39L207 38V39H201V41H200V39H198L195 43H197V46H195L196 44L194 43H190L188 46L186 45V46H184V49H185V47H189V46H191L192 44V46L194 47L195 46V48H196V52L198 53L197 54V56H198V58H197V62H198V65H197V67L195 68L196 69V71H197V73H196V78H193L192 80H194L195 81V86H196V96H197V98H199V100H197V101H205L204 103H202L201 102V105L202 106H205L210 100L211 101H214V97L215 96H217V97H219V98H215V99H219V106H218V112L219 113H217V121H218V119L220 118V116H221V118L219 119V121L221 122V125L222 126H219L220 128H219V134H218V129H217V131H216V133H215V135L217 136V139H218V137H219V139H220V141H218V143L217 144H219L220 146H222V142H223V144H224V142H226V138H225V136L229 133V131L228 130H230V129H232V127H233V130H234V128H235V132L236 133H232V132H234L233 130H230V133L227 135V139L229 140V142L232 144V145H234V148H235V150L233 149V148H231L230 150L229 149H224V148H222L221 147V151H219V154L217 153V148L216 149H214V146L212 145V141H211V146L209 145L210 144V141H208V142H206L205 144H203L202 145V147L200 148V149H198L197 151H198V153L197 152H195V153H197V154H194V156H193V154L191 155V157H185V156H182L183 154H180V155H172L171 157L170 156H168L167 157V151L165 152V151H163L162 153H161V155L160 156H157V160H156V162H157V164L155 163V160L153 161L152 159H155L156 158V155L155 156H153V154H151V153H148V151H150V149H148V150H142V151H140L139 152V155L142 157V159H141V161H140V163L141 164H143L145 167H142L143 165H141V166H139V170H137V169H134L135 168V166L137 165V164H134V165H132V166H134L133 167V169H132V166L131 165H129V164H125L124 162H123V160H121V156H120V154H118V153H120L122 150H120V146L118 147V144L120 145L121 144V141H120V139H118L117 137H119L116 133L118 132V131H121L120 132V134L121 135H123V130L128 126V123H130V122H128L129 120H125V122H126V124H125V122L123 123V124H121V121H120V123L119 122H117L120 118V115H119V117H117V113H115L114 114V117L112 118V120H109V121H111V122H109V124L108 123H105V124H108V125H105V128H104V125H101V124H97L96 125V127H94V128H96L97 129V127H98V134L97 133H94V132H96V130L93 128V130L94 131H92V132H90V133H88V135L89 136H91V137H93L94 138V136H96L94 139L93 138H91V139H93L92 140V147H94V153H93V157H90L89 158V160L88 159H86V161H85V163H84V166H86V168L84 169V166L82 167L83 168V171L82 170H80V169H82V168H78V167H75V165L74 164H71V167H73L72 169H71V171H70V165H69V160L72 158V157H70V159L68 160L67 159V157H69L67 154H66V156L65 155H62V153L60 154L59 152L56 154V156L54 157V159H52L53 160V162H52V160L50 161V163L51 164H58V165H60L61 164V162H62V164L60 165L61 166V168H62V170H63V172L65 171V173L62 175V176H60V175H58V177H53L54 178V185L52 186V189L50 188V189H48V190H46L43 186V183H45L47 180V175H43L41 178H43L42 180L39 178L38 179V185H39V187L35 190L36 192H35V196H36V198L37 199H39L40 198V195L41 196H43L44 195V199H46V200H48L47 198L51 195V197H49V198H52V195H53V197L56 199L55 201L57 202V204L60 206L61 205V210L62 211H66L67 213L68 212H70V215H69V213H68V215L66 216V218H68L69 219V221H71V223H72V225L71 226H73V227H75L76 225L78 226L79 225V222H81V220H82V222H84L85 220H86V218H85V215L84 214H82V212H80V210H78V208L76 209V207H78V206H76V202H78L79 200H81V201H83V200H85L87 197H89L88 195H92L93 193H95V191H96V195L98 196V194L100 195V193H101V195H100V200H101V205H103V206H105V203H110V204H108L110 207H108V205L106 204V207L108 208V210L109 211H117L115 214H116V218L118 217V216H120L121 215V213H123L122 214V216H120V219L121 220H119V223H121L122 224V227L125 229V227H126V229L124 230L123 228H122V230H124V231H122L121 233V235H125L128 239H127V241H128V244H133L132 246L131 245H127L128 247H129V250L126 248L125 249V251L127 252H125V254H124V250H123V252H119V253H121V254H118V258L120 259V255H123V258H125V257H127V255H130L131 253V257H127V258H125V260L123 259V260H121V264H127V262H128V264H167L168 263V261L165 259V257H167V256H169L170 254H171V256H169V258L167 257V259H169V261H171V262H173V263H175L176 262V264H187V262L188 263H190V264H193L195 261H197V262H195L194 264H206V259L205 258H207L208 260H209V263H213V264H228V263H226V262H222L221 263V260H219V262H218V257H216V256H221V251L222 250H224L223 248H221V247H219V245H217V247L219 248H215V246L216 245H214L213 247H211V249H213V251L212 250H205V251H198L200 248H201V246L200 245H194V244H192L191 243V237H189L188 235V237H189V239H188V237H187V241H186V236H183L184 235V227H182L180 224H182L183 222H185V217H186V224L188 223V220H189V217L190 218H194V219H196L195 220V222L193 221L192 222V224H191V227H192V225H193V227L192 228H195L196 229V231H200V232H202V233H200V232H197V234L201 237L203 234H204V236L206 237V236H208V235H213V234H216V233H219V231H220V233H222V232H225V231H228L229 233H232L233 234V236L235 237V235H236V237L235 238H237V240L236 239H234V237H232V238H229V240H230V243L232 242L233 243V245H232V243L230 244H228V248L229 247H235V250H237L238 249V247L240 248V250H243V251H245V250H249L248 252H249V254L251 253V255H250V257H257V254H255V253H257V251H255L254 249H253V252L255 251V256L253 255V252H252V247L253 248H255V246L256 247H258L257 249H258V252L260 251L259 249H261V248H263L264 247V192L262 193V191L260 192H258L257 191V188L253 185L254 184V182H253V184H250L249 182V178H251L250 177V175L251 176H253L254 174L255 175H258V177L260 176V178H261V176H262V178H263V181L262 182H264V177H263V175H264V82H263V80H264V78H262L263 76H264V71L262 70V69H260V67H259V65H257L258 64V47H256L255 45H252V43L253 42H257L256 43V45L258 46V43H260L259 42V39H257L258 41H255L256 39L254 38H250L251 39V42H250V39H249V41H248V39L247 38H241V39H238V40H236L237 42H238V44L236 43V41H232L231 40V42L232 43H234L233 45H238L237 47H236V52H240V53H236V52H234V51H229L228 52V49H227V46H226V43L225 42H229L230 43V41H229V38L227 37ZM247 39V40H246ZM2 40V41H1ZM13 40V41H12ZM171 40H174L173 38H171ZM170 40V41H171ZM180 40H182V41H180ZM203 40L205 41V42H207V43H203L202 44V42H203ZM207 40V41H206ZM124 41V40H123ZM154 41V40H153ZM223 41V42H222ZM8 42V43H7ZM155 42V41H154ZM169 42V41H168ZM173 43H176L175 41H172ZM212 42H213V44H212ZM220 42H222V43H220ZM245 42V43H244ZM165 43H166V41H165ZM199 43H201V44H199ZM215 43V44H214ZM239 43H241V45H239ZM248 43H250V46H251V48H253L254 49V51H256V52H254L253 51V49H251L250 48V46H248ZM255 43H253V44H255ZM156 44H158V43H156ZM162 44V43H161ZM160 44V45H161ZM169 44H172V43H169ZM205 44V45H204ZM209 44H212V45H209ZM219 44V45H218ZM220 44H221V46H220ZM223 44H224V47H226V48H224L223 49ZM244 44V45H243ZM5 45V46H4ZM12 45H13V47H12ZM17 45V46H16ZM163 45H165V44H163ZM168 45V44H167ZM218 45V49H216V46ZM246 45V46H245ZM175 46V45H174ZM201 46H205V47H201ZM210 48V50H209V48ZM211 46H213L212 48H211ZM220 46V47H219ZM242 46L244 47H246L247 49H244L243 51H242ZM177 47H179L178 46V44H177ZM176 46H175V48H177ZM182 47H183V45H182ZM199 47L201 48V49H199ZM222 47V48H221ZM244 47V48H245ZM256 47V48H255ZM8 50H7V49ZM175 48H174V52H173V50H170L169 51V53H171V55L170 56H175L174 58L172 57V59H170V58H168L167 60V62H164V63H167L168 64V66H167V68L166 69H169V68H171L172 67V70L174 69V71H177V72H179V73H181L180 72V69H182V68H180V67H177V66H174V65H172V64H170V63H173L174 62V60L175 59H177L178 58V55H180L181 54V52H180V50H175ZM179 49H180V47H179ZM188 49L189 48H187V52H188ZM203 49L205 50V51H203ZM249 49V50H248ZM10 50V51H9ZM14 51L13 53H12V51ZM194 50V51H193ZM192 51L193 52H195V49H193ZM208 51V53H207V51ZM226 50H227V52H226ZM247 50L249 51V52H247ZM3 51V52H2ZM10 52V54H12V55H10L8 52ZM175 51L177 52V54H175ZM182 51H183V48H182ZM216 53V54H214V52ZM252 53H251V52ZM9 54H7V53ZM186 52V51H185ZM189 52H191L190 50H189ZM193 52H191V53H193ZM205 52H206V54L210 57H208L207 55H205L204 56V54H205ZM244 52V53H243ZM246 52V53H245ZM3 53H6V54H3ZM15 53V55H14V57H13V54ZM167 53H168V51H167ZM168 53V54H169ZM174 53V54H173ZM190 53V54H191ZM203 53V55H201ZM224 53H225V55H224ZM227 53L228 54H230V56L229 55H227ZM231 53H232V61H234L233 63H235L234 64V66H230V65H232L233 63H232V61H231V59H230V57H231ZM236 53V54H235ZM3 54V55H2ZM185 53L183 52V54H181L182 56H184V58H188L189 56L187 55V54H185ZM215 56H214V55ZM219 54H220V56H222L223 55V58L221 59V58H219ZM5 55L7 56V57H5ZM200 55V56H199ZM233 55H234V57H233ZM239 55V56H238ZM254 55V56H253ZM188 56V57H187ZM207 56V57H206ZM226 56H229L228 58H226ZM236 56L239 58V57H241V58H239L240 60H238V58H236ZM244 56V57H243ZM3 57V58H2ZM10 57H11V59L14 61H10V63L12 64H9V62H7L8 61V58L10 59ZM13 57V58H12ZM177 57V58H176ZM200 57H202V58H200ZM245 57L247 58V59H245ZM255 57H256V59H255ZM6 58V59H5ZM126 56H124V55H121V61H117V62H119L118 64H116L117 62H115V60H112L111 62L110 61H105V64H108V65H111V67H113L114 69H115V67H116V69H117V67H118V69L116 70V71H120V72H118L117 73V76H118V78L120 79V84H119V86L118 87H116V88H114V89H111L110 90V92L112 93V94H114V96L117 98V99H119V100H123V99H130V97L128 96V98H126L125 97V94H124V90H128V88H129V85L132 83V85H134L135 84V80H134V78H132V77H129V71H128V69H127V66H126ZM207 58V59H206ZM225 58V59H224ZM234 58V59H233ZM125 60V61H123V60ZM200 59V60H199ZM214 59L215 60H217L218 62H216V61H214ZM221 59V60H220ZM230 60L229 61V63H228V61H224V60ZM4 60H7V61H5L6 63H4ZM204 60H206V61H204ZM210 60V61H209ZM212 60H213V62H214V64H213V62H212ZM244 60V61H243ZM3 63H2V62ZM123 61V62H122ZM238 61L240 62V63H238ZM242 61L244 62L243 63V65H242ZM250 61V62H249ZM204 62L206 63V64H204ZM210 62V63H209ZM219 62H221V63H219ZM253 62V65L251 64ZM126 63V64H125ZM209 63V65H207ZM212 63V64H211ZM217 63V64H216ZM227 63V64H226ZM2 64H4V66L2 65ZM115 64V65H114ZM122 64V65H121ZM200 64H202V65H200ZM223 66H222V65ZM228 66H226V65ZM230 64V65H229ZM249 64V65H248ZM256 66H258V67H256ZM205 65V66H204ZM214 65V66H213ZM215 65H217V66H215ZM236 65H238V67L236 66ZM246 65V66H245ZM252 65V66H251ZM10 66V67H9ZM13 67V70H14V72H16L17 73V75L16 74H14V72H13V70L11 69L12 67ZM115 66V67H114ZM123 66V67H122ZM153 66H155L154 68L152 67V68H150L147 72H146V74H145V76H150V75H152V77H156L163 69H162V67L160 68V66L159 67H157L158 66V64H155V65H153ZM199 66H201V67H199ZM218 66H220V68L218 67ZM224 66H226V67H224ZM242 66V67H241ZM245 66V67H244ZM70 67V66H69ZM72 67H73V69L72 70H70L69 68H68V66H67V68H65V69H68V70H66V71H68L67 72V75H66V77H67V81L66 82H62V84H64V85H62L61 86V84L57 87V89L60 87V88H62V89H60L59 88V91L58 90H56V93L55 92H53L52 91V89H49V85H45L44 83H42L41 82V85L39 84V86L38 87H40V91H38L39 90V88L38 87H34L33 89H34V91H38L37 93H38V96L40 95L41 96V98H39L38 96H37V101H42L43 100V98L45 99V100H47V101H57V99H55L56 97L58 98V101H64V103L62 104V106L59 108V111H61V115H60V117L62 116V119H63V124L68 128V131L70 132L73 128L72 127H74V128H79V127H81L82 126V129H84V126L83 125H85L84 124V122H83V120H85V119H82V118H80L81 117V114L79 113V111L81 112L82 111V107H84L85 106V104L90 100L89 99V97H87V94L86 93H84L79 87H78V89H77V91L79 92H77L76 90H75V87H77L76 85H75V83L73 82V80L75 79V77L76 76H74V72H75V75H76V69L74 70V65H72ZM77 66L75 65V68H76ZM207 67H208V69H209V71H208V69H207ZM213 67H214V70H213ZM237 67V68H236ZM241 67V68H240ZM251 69H250V68ZM253 67V68H252ZM255 67H256V70H255ZM3 68H5V69H7L6 71L7 72H9V73H7V72H5V75L3 74L4 73V71H5V69H3ZM10 68V69H9ZM157 68V69H156ZM218 68V70H216V69ZM225 68H227V69H225ZM229 68V69H228ZM231 68V69H230ZM240 68V69H239ZM247 68L249 69V71H247ZM10 71H9V70ZM122 69V70H121ZM158 69H159V71H158ZM197 69H199V70H197ZM207 69V70H206ZM223 69H225V70H223ZM237 69L239 70V71H237ZM254 71H253V70ZM2 70H4V71H2ZM16 70V71H15ZM74 70V71H73ZM150 70H152V72L153 73H151V71ZM165 70V69H164ZM200 70H201V73H200ZM211 70V71H210ZM219 70H221V71H219ZM234 70V71H233ZM242 70V71H241ZM250 70H252V71H250ZM261 70V71H260ZM156 71H157V73H156ZM206 71V72H205ZM207 71H208V73H207ZM216 71V72H215ZM223 71V72H222ZM232 71V72H231ZM243 71H247L246 73H252L251 75L250 74H247V75H245V72H243ZM257 73H256V72ZM260 73H259V72ZM10 72H12L13 73V76L12 77H10L12 74L10 73ZM184 72V69H182V73ZM199 72V73H198ZM230 72V73H229ZM239 72V74H240V77H236V76H239L237 73ZM253 72H255V74H253ZM7 73V74H6ZM167 73V72H166ZM173 73V72H172ZM193 74L192 72H190V71H187L186 70V74ZM210 73V74H209ZM213 73V74H212ZM222 73V74H221ZM243 73V74H242ZM260 74V75H258L259 77H261V79L259 80L260 81V83H259V81H257V78L255 79V77L257 76V74ZM8 74H10L9 76H8ZM73 75V80H71V78H72V76H70L69 77V75ZM154 74V75H153ZM174 74V73H173ZM201 74H202V76H204V77H206V74H207V76H208V80H209V84L208 83H206L207 82V80L205 81V83H204V78L203 77H200L201 76ZM229 74V75H228ZM237 74V75H236ZM241 74L243 75L242 76V78H241ZM8 76V77H6V80L7 81H1V80H3V79H5V76ZM182 77H183V74H180ZM179 75V77H181ZM212 75H216V76H212ZM221 75L223 76V77H221ZM228 75V76H227ZM233 75H234V77L235 78H233ZM256 75V76H255ZM16 76H17V78H16ZM193 76V75H192ZM220 76V77H219ZM252 76H255L254 77V79L252 78ZM257 76V77H258ZM13 77L15 78V80L13 79ZM151 77V76H150ZM174 77H177V76H174ZM230 77V78H229ZM245 77H247V78H245ZM259 77H258V79H259ZM157 78V77H156ZM155 78V79H156ZM200 78H203V79H201L200 80ZM207 78V77H206ZM226 78V79H225ZM233 78V79H232ZM11 79H13V81L11 80ZM171 79V78H170ZM213 81H212V80ZM225 79V80H224ZM232 79V80H231ZM235 79L237 80V79H239V80H237V81H235ZM240 79H242L241 81H240ZM253 79V80H252ZM263 79V80H262ZM122 80V81H121ZM132 80H133V82H132ZM177 79H175L174 81L172 80V83H176L175 81H176ZM197 80V81H196ZM222 80H224V85L226 86H224L223 85V82H222ZM227 80V81H226ZM230 80V81H229ZM255 80V81H254ZM15 81V82H14ZM158 81L159 80H157V83H158ZM203 81V82H202ZM215 81H216V83H215ZM231 81H233V82H231ZM240 81V82H239ZM202 82V83H201ZM225 82H227V85L225 84ZM229 82V83H228ZM235 82V83H234ZM252 82H254V83H252ZM17 83V82H16ZM153 82H151V84H152ZM240 83V84H239ZM249 83V84H248ZM43 84V85H42ZM151 84H148V87H146V89H145V91H144V96H147V94H149V93H152V95H154L155 96V98H160V99H162V101L164 100V101H166V99L164 98L165 96L162 94L161 95V93H160V90H159V88H158V86L155 84V85H151ZM229 84H230V86H229ZM258 84V85H257ZM14 87H16V89L15 88H13V86ZM205 85H207V87L205 86ZM215 85V86H214ZM221 85V86H220ZM223 85V86H222ZM239 86V88L241 89V91H240V93H238V91L240 90L239 88H237L238 86ZM249 85H253V86H249ZM3 86V87H4ZM11 86H12V88H11ZM37 86V85H36ZM41 86H43V88H44V86H45V90L41 87ZM46 86H49V87H46ZM57 86V85H56ZM126 86V87H125ZM150 86L152 87V89L151 90H149V88H150ZM155 86V88H153ZM233 87V89L235 90L236 88H237V90H235V92H237V93H235L234 92V90H232L233 91V93H235L236 95H237V97H235L236 95H234V97L235 98H233V93H231L230 92V88L232 89V87ZM257 86V87H256ZM3 87H2V89H3ZM64 87V88H63ZM68 87V88H67ZM223 87V88H222ZM251 89H250V88ZM46 88H48V90H46ZM254 88V89H253ZM263 88V89H262ZM42 89H43V91L45 92V91H51L50 93H44L43 91H42ZM66 89V90H65ZM116 89V90H115ZM154 89V90H153ZM199 89V90H198ZM14 90L16 91V93L14 94ZM68 90V91H67ZM70 90V91H69ZM156 90V91H155ZM220 92H219V91ZM21 90H19V92H20ZM64 91H66V92H64ZM149 91V92H148ZM151 91V92H150ZM153 91V92H152ZM224 91V92H223ZM242 91H245L244 93L242 92ZM22 92V91H21ZM60 92V94L61 93H66V94H64L63 96L65 97L64 99L67 101V104L66 105H68V107H66L65 108V100H63V96H62V99L60 98V96L62 95H60L59 97H58V93ZM132 93H133V90L131 91ZM155 92V93H154ZM197 92H199V94L198 95H200L199 97H198V95H197ZM227 92V93H226ZM252 94L251 96L252 97H249V98H247V96L245 95V94ZM253 92V93H252ZM13 93V94H12ZM53 93H54V96H53ZM83 93V94H82ZM48 94H50V95H48ZM55 94H56V97H55ZM86 94V95H85ZM130 94V93H129ZM209 95V97H208V95ZM232 94V95H231ZM241 94H243L242 96H240ZM255 94V95H254ZM259 94V95H258ZM15 95H17L18 97H17V99H16V96ZM43 95V96H42ZM132 94H130V96H131ZM212 95V96H211ZM231 95V96H230ZM12 96V97H11ZM13 96H15V97H13ZM51 97V98H49V97ZM66 96H68V98H66ZM249 96V95H248ZM4 97V98H3ZM55 97V98H54ZM153 97V96H152ZM208 97V98H207ZM239 97H242V98H240V101H238L239 100ZM243 97H245L244 99L246 100V101H244V99H243ZM20 98V99H19ZM22 98V99H21ZM60 98V99H59ZM148 98L149 99H151V100H154L155 101V98H151V96L150 95H148ZM164 98V99H163ZM233 98V99H232ZM253 98V99H255V100H253L252 99V102L250 101L251 99ZM3 99V100H2ZM39 99V100H38ZM41 99V100H40ZM53 99V100H52ZM213 99V100H212ZM220 99H221V101H220ZM238 99V100H237ZM247 99L249 100V101H247ZM258 99V100H257ZM30 99H28V100H26V101H29ZM44 100V101H45ZM157 100V99H156ZM159 100V99H158ZM206 100H207V102H206ZM30 101H33V100H30ZM36 101V100H35ZM74 103V105L76 106H74V105H72L73 103ZM74 101H76V102H74ZM80 101V102H79ZM82 101H84V102H82ZM85 101H87L86 103H85ZM161 101V100H160ZM218 101V100H217ZM238 101V103H236ZM255 101V102H254ZM257 101H259V102H257ZM226 102V103H225ZM228 102H230L229 104H228ZM243 102V103H242ZM247 102V103H246ZM253 102H254V104H253ZM78 104V108H77V105L76 104ZM233 103H234V105H233ZM243 105H242V104ZM250 103V104H249ZM252 103V104H251ZM261 103V104H260ZM82 104H84V106L82 105ZM220 104H222V106L220 105ZM224 104V105H223ZM232 104V105H231ZM237 104V106H235ZM247 104V105H246ZM227 105H229L230 107H228ZM238 105H242V106H244V107H242V106H240L239 108H238ZM249 105V106H248ZM252 105L253 106H256V107H254V108H252ZM258 105H259V108H258ZM1 106L2 105H0V119L2 120V119H5V121H6V123H5V130H6V134H7V136L8 137H10L12 140H14L15 141V143H17V141H19L18 143H22L23 142V144H24V146H27L28 148H29V146H30V148L29 149H31V151H33L34 153H35V151H37L39 148L38 147H40V146H42L43 145V140H40V138H42V139H45V137L47 136L46 135V133H44V132H42V131H44V130H42V128H41V124L40 123H38L37 124V120H38V117L37 116H31V118L32 119H34V120H30L31 118L30 117H28L27 119H29L30 121H32V124H33V122H35L33 125L35 126V124H36V126L34 127L31 123H29L30 121L29 120H24V119H21V118H19V117H21V114L19 113H17L18 111H16V110H12V109H8L6 112H2V111H4L5 110V108H4V110L1 108ZM9 106V105H8ZM232 106V107H231ZM63 107V108H62ZM70 107H71V109L73 110V112H71V109H70ZM221 107H223V108H225V110L223 109V108H221ZM250 107V108H249ZM8 108V107H7ZM6 108V109H7ZM62 108V109H61ZM67 108H68V112H66L67 111ZM75 108H77L78 109V112H77V109H75ZM226 108H229V109H227V110H236V108L237 109H239V111L238 112H235V113H233V112H231V113H229V111H228V113L226 114ZM234 108V109H233ZM241 108H243V109H241ZM246 108H249V110L248 109H246ZM259 110H258V109ZM64 109H66V110H64ZM241 109V110H240ZM256 109V110H255ZM75 110V111H74ZM223 110V111H222ZM243 110V112H244V115L242 116V111ZM248 110V112H246ZM258 110V111H257ZM15 111V112H14ZM257 111V112H256ZM2 112V113H1ZM65 112V113H64ZM70 112V116H67L68 115V113ZM76 112H77V114H76ZM201 112H203V110H201L199 113H201ZM224 112H225V114H224ZM12 113V114H11ZM63 113V114H62ZM78 113L80 114L78 117H77V115H78ZM237 113V114H236ZM259 114V116H258V114ZM8 116H7V115ZM223 114V115H222ZM231 114H232V116H231ZM234 114V115H233ZM240 116H239V115ZM249 114V115H248ZM253 114V115H252ZM256 114V115H255ZM65 115V116H64ZM76 115V116H75ZM226 115H227V117L228 116H230V117H228L227 118V120H226ZM10 116V117H9ZM67 116V117H66ZM116 116V117H115ZM218 116H219V118H218ZM242 116V117H241ZM257 116V117H256ZM64 117V118H63ZM249 117V118H248ZM255 117V118H254ZM258 117L260 118V119H258ZM9 118V119H8ZM12 118V119H11ZM17 118V119H16ZM75 118V119H74ZM77 118V119H76ZM78 118H80L79 120H78ZM223 118H225L224 120H223ZM230 118H232V120H233V123H234V125H233V123H232V121H231V119ZM15 119V120H14ZM66 119V120H65ZM81 119H82V123L81 122H79V121H81ZM86 119H89V118H86ZM117 119V121H114V120H116ZM229 119H230V121H231V123H230V121H229ZM250 119V120H249ZM263 119V120H262ZM17 120V121H16ZM20 120V121H19ZM23 120H24V123H23ZM68 120V121H67ZM73 120V121H72ZM74 120H77V121H74ZM223 120V121H222ZM262 120V121H261ZM88 121H91V120H86L85 122H88ZM107 121V120H106ZM105 121V122H106ZM216 121V122H217ZM218 121V123L220 124V122ZM228 123V124H225L226 122ZM240 121V122H239ZM243 121V122H242ZM249 121H251V125H250V122ZM20 124H19V123ZM66 124H65V123ZM76 122V123H75ZM235 122L237 123V124H235ZM242 122V123H241ZM246 123V125H245V123ZM18 123V124H17ZM26 123H27V125L28 126H31V127H29V130H27L28 128L26 127L27 125H26ZM60 123L62 124V121H60ZM70 123H72L73 125H70ZM113 125H112V124ZM115 123H116V125H115ZM218 123H216L217 125H219ZM255 123V124H254ZM31 124V125H30ZM76 124V125H75ZM81 124H83V125H81ZM93 124V123H92ZM226 126H225V125ZM229 124H231V125H233L232 127H231V125H229ZM253 124V125H252ZM14 125V126H13ZM20 125V126H19ZM117 125H119V126H117ZM123 127H122V126ZM227 125H228V127H227ZM238 127H237V126ZM249 125H250V127H249ZM256 125V126H255ZM257 125H258V127H257ZM10 126H11V128H10ZM22 126H24V127H22ZM71 126V127H70ZM100 126H101V128H100ZM107 126V127H106ZM112 128H111V127ZM116 126L117 127H121L118 131H117V128H116ZM216 126V125H215ZM225 126V127H224ZM239 128V131H240V133H239V131L237 130V128ZM241 126V127H240ZM263 126V127H262ZM26 127V128H25ZM33 127V128H32ZM125 127V128H124ZM218 126H216V128H217ZM242 127H244V129H246L245 131L242 129ZM35 128V129H34ZM37 128V129H36ZM70 128V129H69ZM100 128V129H99ZM103 128V129H102ZM108 128V129H107ZM109 128H111V129H109ZM114 128H116L115 130H116V132H115V130H114ZM122 128H123V130H122ZM241 128V129H240ZM24 129H26V132L27 133H24ZM33 129V130H32ZM107 129V130H106ZM221 129H224V130H221ZM257 131H256V130ZM12 130V131H11ZM18 130V131H17ZM30 130H32V132H34L33 134V137L32 136H30V134L32 135V132L30 131ZM35 130V131H34ZM38 130V131H37ZM107 131V133L105 132H103V131ZM110 130V131H109ZM223 132L224 131V133L222 134L221 133V131ZM253 130V131H252ZM255 130V131H254ZM10 133H9V132ZM40 131V132H39ZM72 131H74V129L72 130ZM100 131H102L101 133H100ZM108 131L110 132V135H109V133H108ZM19 132V133H18ZM31 132V133H30ZM36 132L38 133V134H36ZM113 134H112V133ZM114 132H115V134L117 135H114ZM225 132L227 133L226 135H224L225 134ZM242 132V133H241ZM250 132V133H249ZM24 133V134H23ZM92 133H93V136H92ZM254 133V134H253ZM21 134H23V135H21ZM27 134L29 135V136H27ZM95 134V135H94ZM104 134V135H103ZM222 134V135H221ZM231 134H232V136H231ZM235 134H237V136L235 135ZM243 134H245V135H243ZM248 134V135H247ZM250 134V135H249ZM256 134V135H255ZM39 135V136H38ZM99 135V136H98ZM102 135V136H101ZM115 136V138H114V136ZM219 135V136H218ZM241 135H243L244 137V140L246 141L247 140V142H245V141H243V138L242 137H240ZM247 135V136H246ZM21 136H22V138L24 139V137L23 136H27V138L25 137V139H27V143L29 144V146L27 145V143H26V140H25V142H24V140L21 138ZM35 136H38L37 138H35ZM42 136V137H41ZM101 136V137H100ZM104 136V137H103ZM110 136V137H109ZM224 136V137H223ZM228 136H230V137H228ZM234 136H236L235 137V139L233 140V138H234ZM239 136V137H238ZM32 137V138H31ZM97 137H99L97 140H95ZM107 137V139L108 140H106L105 138ZM246 137H248V138H246ZM33 138H35V140L33 139ZM110 138V139H109ZM225 140H224V139ZM230 138H231V140H230ZM239 138V139H238ZM250 138V139H249ZM256 138V139H255ZM31 139H33V140H31ZM221 139H223V141H221ZM104 140V141H103ZM233 140V141H232ZM251 140V141H250ZM254 140V141H253ZM31 141H33L34 143H35V146H33L34 145V143H32ZM42 141V142H41ZM45 141V140H44ZM97 141V142H96ZM99 141V142H98ZM106 141H107V143H106ZM112 141V143H110ZM114 141V142H113ZM119 141V142H118ZM235 141H237V142H235ZM241 142V144H240V142ZM30 142H31V144H30ZM37 142H40V143H38L40 146H38V144H37ZM103 142H105L106 144H104ZM115 142H117V143H115ZM242 142L244 143L243 145H242ZM253 144V145H251V143ZM14 143V144H15ZM99 143H100V145H99ZM110 143V144H109ZM236 145H235V144ZM250 143V144H249ZM37 144V145H36ZM79 144V143H78ZM77 144V145H78ZM109 144V145H108ZM113 146H112V145ZM117 144V146H115ZM237 144H239V146L237 145ZM246 144V145H245ZM257 144H259V146L257 145ZM32 145V146H31ZM94 145V146H93ZM97 145V146H96ZM104 145V146H103ZM205 145H209L210 147H211V149H214V151H211L210 149H208L209 148V146H208V148H206L205 147ZM76 146V145H75ZM109 146V147H108ZM115 146V147H114ZM122 146V145H121ZM32 147V148H31ZM34 147V148H33ZM36 147L38 148V149H36ZM96 147V148H95ZM101 147V150H99L98 148H100ZM104 149H103V148ZM112 148V150H114V151H111V148ZM119 148V149H117V148ZM249 147H251L252 148V150H251V148H249ZM42 148V147H41ZM110 148V149H109ZM116 148V149H115ZM203 148H205V155L207 156H209V158H208V156L206 157V160L204 159L205 158V156H204V154H202L203 152H204V150H203ZM241 148V149H240ZM242 148H243V150H242ZM248 150H247V149ZM261 148V149H260ZM98 149V150H97ZM105 149L106 150H108L107 152L105 151ZM206 149H207V151H206ZM237 149H238V152L239 153H241L242 152V156H244V157H242V156H240L241 154H237ZM244 150H246V152L244 151ZM41 151V150H40ZM96 151V152H95ZM99 151V152H98ZM103 151V152H102ZM115 151H117L116 153H114ZM208 151H209V153H208ZM223 151V153H221ZM259 153H258V152ZM151 152V151H150ZM207 152V153H206ZM216 152V153H215ZM224 152H226V154L227 155H225V153ZM230 152H232V153H230ZM245 152V153H244ZM253 152V153H252ZM255 152V153H254ZM262 152V153H261ZM36 153H39V151H37ZM98 153H99V155H98ZM104 153H107L106 155H104ZM141 153H143V154H145L144 155V158H143V154H141ZM165 153H166V155H165ZM200 153H201V156H200ZM214 153L216 154L215 156H214ZM254 154V155H256V156H253L252 154ZM62 155L63 157H64V161H61V159L63 160V158H62V156H59V155ZM109 154H112V156H114V157H112L111 155V157H112V159L115 161V162H113L114 164L112 165V168H114V170L111 168V167H109L110 166V163H112V159H111V157L109 156ZM146 154H149V155H146ZM164 154V155H163ZM212 154V155H211ZM218 154V155H217ZM224 154V155H223ZM235 154V155H234ZM246 154V155H245ZM248 154V155H247ZM100 155H103V156H100ZM116 155V156H115ZM120 157H119V156ZM210 155L212 156V157H210ZM233 155V156H232ZM263 155V156H262ZM108 156L110 157V158H108ZM150 156V158H151V160H150V158H148ZM153 156V157H152ZM163 156H165L166 157V159L163 157ZM175 156V157H174ZM177 156V157H176ZM197 156V157H196ZM247 156H249V157H251V158H249V157H247ZM60 157H61V159H60ZM96 157H98V159H99V161H98V159L96 158ZM101 157V158H100ZM104 157V158H103ZM108 158V159H106V158ZM117 157V158H116ZM155 157V158H154ZM178 157L180 158V159H178ZM192 157L194 158V159H192ZM200 157V158H199ZM204 157V158H203ZM215 157V158H214ZM223 157H225V158H223ZM234 157V158H233ZM242 157V158H241ZM246 157V158H245ZM256 157V158H255ZM57 158L58 159H60V161H57ZM92 158H93V162H92ZM119 158V159H118ZM147 158V159H146ZM175 158H176V161H175ZM185 158L188 160H185ZM196 158H197V161L198 160H200V161H198V166H196L197 165V162H196ZM208 158V159H207ZM217 158V159H216ZM238 158H239V162H238ZM248 158V161L246 160ZM254 158V159H253ZM97 159V160H96ZM109 159H111L110 161H109ZM169 159H170V161H169ZM173 159H174V161H173ZM203 161H202V160ZM212 159H214V160H212ZM234 159V160H233ZM236 159V160H235ZM250 159V160H249ZM104 160H106L109 164L107 165V162L105 161L104 162ZM148 160H150V161H148ZM162 160V161H161ZM163 160H164V162L166 163V160H168L167 161V163L166 164H164V162H163ZM182 162H181V161ZM185 160V161H184ZM209 161V162H207V166L206 167H208L207 169H206V167H205V164H206V161ZM217 160H218V164H217ZM243 160H245V161H243ZM253 160H255V162L253 161ZM257 160H258V162H257ZM67 161H69V162H67ZM102 161V163H100ZM144 161V162H143ZM171 161H173V162H171ZM184 161V162H183ZM233 161V162H232ZM241 161H242V163H241ZM251 161H253L252 163H251ZM87 162V163H86ZM118 162V163H117ZM125 164H123V163ZM148 162H150V163H148ZM155 164H154V163ZM179 162H181L180 164H179ZM196 162V163H195ZM202 162V163H201ZM203 162H204V164H203ZM246 162V163H245ZM247 162H248V164H247ZM257 162V163H256ZM60 163V164H59ZM65 163H66V165H65ZM89 163V164H88ZM91 163H92V165H93V168H94V171L91 169L92 168V165H91ZM93 163H95L96 165H98V166H96L95 164H93ZM98 163V164H97ZM105 165H104V164ZM116 163V164H115ZM120 163H122L121 165L123 166H121V168H119L118 166H116V165H120ZM139 163V164H140ZM145 163V164H144ZM163 163V164H162ZM168 163H169V167H168ZM183 163V164H182ZM214 165H213V164ZM216 163V164H215ZM231 163H233V165H231ZM236 163H237V165H236ZM240 164V166H241V164H247V165H249V166H251V169H250V172L249 173H251V174H249V173H246V172H248L247 170H244V169H242V167L240 168V166H239V164ZM254 163H255V167H254ZM261 163V164H260ZM263 163V164H262ZM68 164V165H67ZM88 164V165H87ZM138 164V165H139ZM150 164H151V166H150ZM173 164V165H172ZM211 164V165H210ZM252 164V165H251ZM259 166H257V165ZM63 165V166H62ZM94 165L96 166V168L98 169H95V167H94ZM137 165V166H138ZM147 165V166H146ZM149 165V166H148ZM176 167H175V166ZM183 165V167L181 168L180 166H182ZM189 165H191V166H189ZM236 165V166H235ZM263 165V166H262ZM49 166H50V164H49ZM87 166H88V168L90 169H87ZM107 166L110 168V170H109V168H107ZM127 166H130V168L131 169H124V167L126 168ZM137 166H136V168H137ZM172 166V167H171ZM174 166V167H173ZM177 166H178V168H181L180 170V173H181V178H180V180L179 181H181L180 183H179V181H177L178 179L176 178L175 179V177L176 176H178V177H180V173H179V169L177 168ZM195 166H196V168H198V170L197 169H195ZM200 166H201V168H200ZM210 166L211 167H213L214 166V169H210V171H208L209 170V168H210ZM217 166V167H216ZM224 166V167H223ZM235 166V167H234ZM237 166L239 167L238 169H237ZM253 166V167H252ZM65 167V168H64ZM69 167V168H68ZM77 169V171H76V174H75V171H73L72 172V170H74L75 168ZM103 167V168H102ZM147 167H150V168H147ZM153 167V168H152ZM203 167H205L204 169H203ZM221 167H223V168H221ZM234 167V168H233ZM261 167H263L262 168V171H263V174H259V173H261ZM67 168V169H66ZM117 168H119V169H121L120 171L117 169ZM141 168H143V169H141ZM145 168V169H144ZM146 168H147V170H146ZM157 168V169H156ZM158 168H159V170H158ZM168 168V169H167ZM174 168V169H173ZM178 169V171H177V169ZM221 168V169H220ZM255 168V169H254ZM257 168V169H256ZM75 169V170H76ZM86 169L88 170L87 172H86ZM99 169H101V171H99ZM104 169H105V171H104ZM115 169H116V171L118 170L119 171V173L117 172L116 173V171H115ZM148 169H149V172L152 174V170H154L155 171V173L157 174H155L154 173V171H153V174H154V179L153 180H151L150 181V183H148L147 184V186H143L142 188L141 187H139V185H136V184H138V182H137V178H135V177H133V176H138V174H137V172H141V170L142 171H147L148 172ZM151 169V170H150ZM166 169H167V171H166ZM170 169H171V172H174L173 174H174V177H173V174L170 172ZM184 169V170H183ZM192 169H194L193 171H192ZM201 169H202V172H200L201 171ZM253 169H254V171H253ZM67 170V171H66ZM79 170V171H78ZM123 170V171H122ZM128 170H131V171H133V175L132 174H130V176L128 175ZM200 170V171H199ZM214 170V171H213ZM219 170V171H218ZM231 170V171H230ZM238 172H237V171ZM255 170L257 171V173L255 172ZM259 170H260V172H259ZM70 171V172H69ZM124 172V174H127V175H125L124 176V174L122 173V172ZM136 171V172H135ZM157 171V172H156ZM166 171V173H163V172H165ZM177 171V173H175ZM206 171V172H205ZM212 171V172H211ZM215 171H216V175H215ZM220 171H222L221 173H219ZM234 171H235V173H234ZM241 171H243V173L245 174V176L241 173ZM72 172V173H71ZM78 172V173H77ZM81 172V173H80ZM82 172H84L83 174H82ZM95 172H96V174H95ZM101 172H105L104 173V178H101V177H99V176H101L102 174H101ZM107 172V173H106ZM112 173L113 174V177H115L116 175H118V174H120V172H121V175H119V176H116V178H118L117 180H116V178H112V179H108L109 177L111 178V174L110 173ZM115 172V173H114ZM125 172H127V173H125ZM129 172V173H130ZM192 172V173H191ZM194 172V173H193ZM203 172H205L206 174L204 175V173ZM209 172V173H208ZM211 172V173H210ZM231 172V173H230ZM239 172H240V174H239ZM68 173H70V174H68ZM100 173V174H99ZM108 173L110 174V175H108ZM134 173H136L135 175H134ZM160 173V174H159ZM186 173V174H185ZM213 173V174H212ZM228 173V174H227ZM252 173H253V175H252ZM86 174V175H85ZM107 174V175H106ZM152 174V175H153ZM163 174H165V175H163ZM179 174V175H178ZM193 174V175H192ZM201 174V176H203L204 175V177L202 178L201 176H199ZM209 174V175H208ZM212 174V175H211ZM223 174V175H222ZM67 175L68 176H70V178L71 179H73V180H67L68 179V177H67ZM76 175V176H75ZM94 175V176H93ZM96 175V176H95ZM115 175V176H114ZM159 175H161L160 177H159ZM185 175V176H184ZM207 175H208V177H207ZM218 175V176H217ZM226 175V176H225ZM233 175V176H232ZM240 175V178L238 177ZM60 176V177H59ZM63 176H65V177H63ZM75 176V177H74ZM89 176V177H88ZM102 176V177H103ZM121 176V177H120ZM129 176V177H128ZM132 176V177H131ZM162 176H164V177H168L167 179H168V181H170V182H173V181H175V185L173 186L172 185V187H173V190L175 191H177V193H178V191H179V193H180V198H179V196H175V197H173V196H169L168 197V199H170V201L172 200L173 201V198H175L176 200H177V202H176V204H175V201L176 200H174V202H171V204L173 203V206L172 205H170L169 203V200H167L169 203L167 204V201H162L161 200V196H160V194L159 193H157V191H161L162 189L161 188H163V186H161V184H163V183H161V182H163V180L165 181V179L166 178H164L163 177V179H162ZM184 176V177H183ZM193 178H192V177ZM213 176H214V178H213ZM232 177L235 181H238V179H239V181H238V183H236L233 179H231V182H232V186L230 187L231 189H232V187L234 186L235 187V185H233V184H236V186L238 185V184H240V185H238V186H241V188L239 187H235V188H233V190H231L230 188H228L225 192H224V196H223V198H218V200H219V202L220 203H222L221 205H220V203L218 202V200H217V202H214L213 203V205L212 206H214V213L212 214H208V215H206V216H204V215H202V212H201V209H199L200 208V206H202V203L205 201H209L210 200V198L209 197H211L212 196V194H211V191L213 192V188L215 187L214 185L215 184H217V182L218 183H220L221 182V179H223V178H225V177ZM248 176V177H247ZM76 177H78V178H76ZM80 177H81V180H80ZM83 177V178H82ZM124 179H123V178ZM159 177V178H158ZM172 177V178H171ZM183 177V178H182ZM189 177H191V178H189ZM209 177H210V179H209ZM216 177L218 178L217 179V181H216ZM221 177V178H220ZM243 177H244V179L246 180V179H248V181L246 180V183H244L243 184ZM63 178V179H62ZM89 178V179H88ZM93 178H95V179H93ZM101 178V179H100ZM105 178H107V179H105ZM122 178V179H121ZM133 178V181L131 180ZM158 178V180L157 181H155L156 179ZM170 178V179H169ZM201 178V179H200ZM204 178H206V179H204ZM262 178H261V180H262ZM56 179H61V181L59 180H57L58 182H60V183H58L57 181H56ZM66 179V180H65ZM74 179L78 182V183H80V184H75V181H74ZM86 179V180H85ZM114 179V180H113ZM129 179V180H128ZM185 179V180H184ZM191 179V180H190ZM202 179H203V181H202ZM251 179H253V177L251 178ZM259 179V178H258ZM43 180H44V182H43ZM85 180V181H84ZM105 180H106V182H105ZM107 180H111V182H112V180L115 182V180H116V182L114 183V182H112V184L111 185H108L109 183H111L110 181L109 182H107ZM120 180H121V184L119 183L120 182ZM127 181L126 183H125V185L127 186H125L124 185V181ZM189 180V181H188ZM199 180V181H198ZM203 182H201V181ZM206 180H209L208 181V183L207 182H204V181H206ZM233 180V181H232ZM260 180V179H259ZM261 180H260V182H261ZM42 181V182H41ZM69 181H72L73 182V184H74V186L76 187V188H80L79 190H80V192H81V194H80V196L78 195V196H71L72 194H71V192L70 193H65V185L63 186V184H68L69 183ZM93 181V182H92ZM130 181H131V183H130ZM152 181H154V183L152 182ZM159 181H161V182H159ZM185 181V182H184ZM220 181V182H219ZM65 182V183H64ZM157 182V183H156ZM160 184H159V183ZM188 182V183H187ZM234 182V183H233ZM242 183V185H241V183ZM40 183V184H39ZM127 183H130V184H127ZM133 183V184H132ZM154 185L155 183V187H152L151 185L152 184ZM176 183H179L181 186H182V184H183V186L182 187H185V190H184V188L182 189V187L179 185L178 186V184H176ZM191 183V184H190ZM192 183L194 184V183H196V184H194V185H196L195 187L192 185ZM202 185H201V184ZM205 183H207L206 184V186H205ZM215 183V184H214ZM61 184H62V187H61ZM250 184V186H248L247 187V185H249ZM91 185H93V187L91 186ZM130 185V186H129ZM131 185H133L134 187H138V188H135L137 191L139 190L140 191V194H138V192L134 189V187L133 186H131ZM176 185L178 186V188L180 187V190L177 188L176 189ZM192 185V186H191ZM244 185H245V188L247 187V189H244ZM261 185H262V187H264V183H261ZM148 186H151L150 188L148 187ZM161 186V187H160ZM202 186H204L203 188H202ZM208 186V187H207ZM43 187V188H42ZM60 187V188H59ZM92 187V188H91ZM122 187V188H121ZM129 187V188H128ZM133 187V191H135V193L137 194L136 196L139 198H137L135 195H133V196H135L137 199H138V201H137V199L135 198V197H132V194H134L133 192L132 193H130V188H132ZM148 187V188H147ZM192 187V189H190ZM207 187V188H206ZM41 188H42V190H41ZM54 188V189H53ZM57 188H59V189H56ZM63 188V189H62ZM94 188V189H93ZM194 188H195V190H194ZM202 188V189H201ZM210 188V189H209ZM237 188L240 190L241 189V191L243 190L244 191V193L247 191V193H245V194H247V199L245 198L244 199V197L246 196L243 192H241V191H238L237 190ZM73 189V188H72ZM98 189V190H97ZM105 189H107V191L105 190ZM143 189H144V191H148V192H146V193H144V191H143ZM146 189V190H145ZM159 189V190H158ZM182 189V190H181ZM230 189V190H229ZM251 189V190H250ZM264 188H262V189H260V190H263ZM94 190V191H93ZM104 190V191H103ZM112 190V191H111ZM132 190V189H131ZM183 190H184V192H186V191H189V190H192V191H194L193 193V195H195V196H189V199H187L186 197V201H184V196L183 195H181V193L183 192ZM197 190V191H196ZM201 190H203V191H201ZM228 190L230 191V192H228ZM258 190H259V188H258ZM47 191V193H45ZM129 191V192H128ZM142 191H143V196H142ZM156 191V192H155ZM170 191H172V190H170ZM255 191H256V193H255ZM264 191V190H263ZM64 192V193H63ZM99 192V193H98ZM105 192V193H104ZM155 192V193H154ZM196 192H198V193H200V198H197V194L198 193H196ZM210 192V193H209ZM229 193V195H228V193ZM236 192V193H235ZM241 193V195H239L240 193ZM250 192V193H249ZM38 193H40V195L38 194ZM208 193H209V197H208ZM231 193H235L236 194V196L234 197V194H232L231 196H230V194ZM258 193V194H257ZM39 195V197H38V195ZM47 194H49V195H47ZM105 194V195H104ZM148 194V195H147ZM156 196V197H154V195ZM204 194H206V196L204 195ZM211 194V195H210ZM238 194V195H237ZM244 194V195H243ZM249 194V195H248ZM254 194H256L255 196H257V198L256 197H254ZM104 195V196H103ZM176 195H178V194H176ZM263 195V196H262ZM48 196V197H47ZM147 196V198H145ZM181 196H183V197H181ZM204 196V197H203ZM229 196V197H228ZM238 196V199H239V197L241 198V199H243V202L244 201H246L247 202V204H246V206L248 205V207L247 208H249V209H246V206H245V204L244 203H242V205H243V208H242V211H240V212H245L244 214L242 213V214H236V217H239L240 218V220H239V218H238V220L236 219V220H234L235 218V216L233 217V219L231 218V223H230V219H226V221L224 220V219H219V217H217L216 215H214V214H216L215 212H216V209H217V207H218V204H219V206H225V204L226 205H228V204H230V202L232 201V199H234V198H236ZM106 197V198H105ZM143 198L142 199V201L140 200V198ZM172 199H171V198ZM191 197H193V198H197L196 199V201H195V203H193V201L195 200V199H191ZM199 197V196H198ZM227 197L229 198V199H227ZM231 197V198H230ZM233 197V198H232ZM248 197H251L249 200H248ZM258 197H259V201L256 203L255 201H257L258 200ZM158 198V199H157ZM160 198V199H159ZM184 198V199H183ZM205 198H208L209 200H205ZM254 198V199H253ZM104 199V200H103ZM146 199V200H145ZM156 200V204L154 203L155 202V200ZM179 199H181V200H183V201H179ZM203 199V200H202ZM252 199V200H251ZM257 199V200H256ZM141 201V203H140V201ZM144 200V201H143ZM159 200H161L162 202H161V205H159L160 203H159ZM255 200V201H254ZM55 201H52V202H54L55 203ZM104 201V202H103ZM190 201H192V203L194 204V205H198L199 206V208L198 209H195V208H192V204H191V202ZM249 201V202H248ZM251 201H253V202H251ZM139 202V203H138ZM145 202V203H144ZM159 204H158V203ZM190 203V205H189V203ZM227 202V203H226ZM245 202V203H246ZM261 202V203H260ZM136 203H138V204H136ZM164 203V204H163ZM184 203H185V208L183 209V207H184ZM186 203H187V207H186ZM197 203V204H196ZM201 203V204H200ZM253 203V204H252ZM256 203V204H255ZM139 204H140V206H139ZM165 206V207H163V205ZM179 204H181V205H179ZM217 204V205H216ZM142 205H143V207H147V209H149V212H148V210L146 209V208H142ZM175 205H176V207H175ZM180 207H179V206ZM76 206V207H75ZM139 206V207H138ZM150 206H153L152 208H153V210L152 209H150ZM155 206H156V208H155ZM160 207V208H162V209H164V210H162V209H160V208H158V207ZM167 206H170L169 208H167ZM191 206V209H193V210H191L189 207ZM244 206H245V208H244ZM252 206V207H251ZM260 206V207H259ZM263 206V207H262ZM69 207V208H68ZM117 207V208H116ZM119 207V208H118ZM122 207V208H121ZM124 207V208H123ZM132 207V208H131ZM141 207V208H140ZM149 207V208H148ZM178 207V209H176ZM203 208H205L206 207V203H204L203 204V206H202ZM251 207V208H250ZM118 209V210H116V209ZM125 208H126V210L127 211H125ZM137 208V209H136ZM138 208H139V210H138ZM165 208H167V209H165ZM175 208V209H174ZM188 208V209H187ZM219 208V207H218ZM73 209V210H72ZM112 209V210H111ZM124 209V210H123ZM140 209L143 211V212H141L140 211ZM144 209V210H143ZM155 209V210H154ZM170 209H172V210H170ZM183 209V211H181ZM186 209V210H185ZM191 210L190 212L188 211V210ZM245 209H246V211L248 210V212L249 213H246V211H245ZM69 210V211H68ZM76 212H75V211ZM138 210V211H137ZM146 210V211H145ZM173 210H175V211H173ZM176 210H177V212H176ZM197 210H199L198 212H197ZM259 210V211H258ZM64 211V212H65ZM72 211H74L73 213H74V216H73V214H72ZM154 211V212H153ZM157 213H156V212ZM159 211V212H158ZM163 211H165L166 212V214H164V212ZM169 211V212H168ZM170 211H172L173 213H174V215H175V213H179V215L182 217V215H183V217L181 218V217H179V215L177 216V215H175V216H177L176 218L177 219H179V221H181V223H179L178 221H177V219H175V218H173L172 219V217H175L174 215H172L171 213H170ZM189 213H188V212ZM194 211V212H193ZM197 213H196V212ZM257 211V212H256ZM119 212V213H118ZM142 214H145V215H142ZM151 212V213H150ZM154 214H153V213ZM169 214H168V213ZM186 212H187V215H185L186 214ZM256 212V213H255ZM148 213H150V214H148ZM162 213L164 214V215H162ZM184 213V214H183ZM197 215H196V214ZM253 213V214H252ZM255 213V214H254ZM81 214H82V216H81ZM119 214V215H118ZM156 214H161V215H159V217H161L160 218V220H158V217L156 216ZM154 215H155V219H154ZM171 215V216H170ZM189 215H191V216H189ZM194 215H196V216H194ZM213 215H214V218H213ZM237 215H239V216H237ZM241 215L243 216V215H245V216H247V218L246 217H242V219H241ZM145 216V217H144ZM166 217V219H165V217ZM198 216V217H197ZM203 216V217H202ZM207 216H211L210 218L209 217H207ZM252 216V217H251ZM202 219H201V218ZM254 217V218H253ZM119 218V217H118ZM162 218L165 220V222L164 221H162ZM210 220H209V219ZM168 219V220H167ZM173 221H172V220ZM174 219H175V221H174ZM204 219L205 220H208L209 222H207L208 224L206 225L205 223V221H204ZM213 219V220H212ZM215 219V220H214ZM254 219V220H253ZM147 220V221H146ZM157 220V221H156ZM183 220V221H182ZM200 220V221H199ZM202 220H203V222H202ZM219 220H224L225 221V226L223 225L224 224V221L222 222V223H218V221ZM232 220H234V221H232ZM249 220V221H248ZM73 221V222H72ZM75 221V222H74ZM76 221H77V223H76ZM123 221V222H122ZM146 221V222H145ZM168 223H167V222ZM197 221V222H196ZM199 221V222H198ZM217 221V222H216ZM238 221V222H237ZM256 221V222H255ZM151 222V223H150ZM156 222H159V225H160V227H159V225H158V223H156ZM171 222H173V223H171ZM177 222H178V224H177ZM201 222H202V224H201ZM226 222H228V225H231V224H233V225H231V226H228L227 225V223ZM233 222H237L236 224H238V225H236L235 223H233ZM241 222H243V223H241ZM74 223V224H73ZM164 223V224H163ZM194 223V224H193ZM198 224V225H196V224ZM210 223V224H209ZM216 223H218V224H216ZM259 223V224H258ZM162 224V225H161ZM166 224V225H165ZM176 224V225H175ZM199 224H201V225H199ZM205 224V225H204ZM218 225V227L217 226H215V225ZM221 224H222V226H221ZM244 224L246 225V228H245V226H244ZM251 224V225H250ZM258 224V225H257ZM261 224V225H260ZM165 225V226H164ZM169 225V226H168ZM173 225H175V226H177V227H173ZM204 225V226H203ZM211 225V226H210ZM219 225H220V227H219ZM253 225V226H252ZM254 225H256L257 227V229L255 228V226ZM263 225V226H262ZM125 226V227H124ZM170 226L172 227V228H170ZM187 227H188V225H186ZM195 226V227H194ZM201 226V227H200ZM215 226V227H214ZM228 226V227H227ZM233 226V227H232ZM244 226V227H243ZM150 227V228H149ZM164 227H166V229H167V231H166V229L164 228ZM180 227H181V229H180ZM206 227V228H205ZM231 227V228H230ZM242 227V228H241ZM248 227V228H247ZM261 227V228H260ZM153 228V229H152ZM164 228V229H163ZM183 228V229H182ZM186 228V227H185ZM205 228V229H204ZM211 228H212V232H211ZM218 229V231H217V229ZM236 228V229H235ZM238 228H241V230L240 229H238ZM161 229H163V230H161ZM173 230V231H175V233L173 232L172 234H171V230ZM175 229H177V232H176V230ZM199 229V230H198ZM220 229V230H219ZM233 229V231H231ZM243 229V230H242ZM254 229V230H253ZM256 229V230H255ZM154 230V231H153ZM182 230V231H181ZM206 230V231H205ZM237 232H236V231ZM238 230H240V231H238ZM247 230V231H246ZM165 231H166V233H167V236L170 238V242L167 240L166 241V244H164L165 246L163 247V248H159V246H160V244L165 240V238H166V233H165ZM168 231H170V233L168 232ZM231 231V232H230ZM234 231H235V234H234ZM243 231V232H242ZM160 232H161V234H160ZM164 232V233H163ZM179 232V233H178ZM208 233L207 235L205 234V233ZM214 232H216V233H214ZM200 233V234H199ZM237 233V234H236ZM245 233V234H244ZM247 233V234H246ZM178 234V235H177ZM252 234V235H251ZM162 237H161V236ZM170 235V236H169ZM174 235H176V236H174ZM247 235V236H246ZM259 235V236H258ZM138 236H140L139 238H138ZM142 236V237H141ZM155 236V237H154ZM160 236V237H159ZM165 236V238H163ZM183 236V237H182ZM204 236H202V237H204ZM238 236V237H237ZM240 236V237H239ZM241 236L242 237H244L243 238V241H242V239H241ZM125 237V238H126ZM158 238V240H157V238ZM172 237H174L173 239H172ZM177 237V238H176ZM178 237H181L182 238V240H184V242L183 241H180L181 240V238H178ZM137 238V239H136ZM140 238H142V239H140ZM148 238V239H147ZM154 238V239H153ZM176 238V239H175ZM259 238V239H258ZM131 239V240H130ZM133 239H135V240H133ZM164 239V240H163ZM178 239H180L179 241H177ZM258 239V240H257ZM132 240H133V242H135V243H133L132 242ZM137 240L139 241L140 240V243L139 242H137ZM143 241V243H144V248H143V244H142V241ZM157 240V241H156ZM173 240H175V242L173 241ZM236 242H235V241ZM261 240V241H260ZM131 243H130V242ZM177 241V242H176ZM185 241H186V243H185ZM190 241V242H189ZM239 241V242H238ZM256 241V242H255ZM56 242H59V248H56L55 249V251H57V252H55V253H50V254H48L47 253V255H45L44 256V254L43 253H40V257H39V255H38V260H36L35 261V263L36 264H78L79 262V260H77V257H75V255H74V257H73V255L72 254H74V253H72L73 252V250H72V248L71 247H69L70 245L69 244H67V243H61V241H56ZM178 242H182L181 244H177ZM190 243V247H187V246H189L188 244ZM259 242V243H258ZM61 243V244H60ZM171 243V244H170ZM173 243H176V245H178V246H176V245H173ZM188 243V244H187ZM127 244V243H126ZM134 244H138V245H134ZM157 244V245H156ZM168 244H169V246H168ZM182 244H184L183 245V247L181 246ZM192 244V245H191ZM207 244H210V242L209 243H207ZM239 244H241V245H239ZM249 244H251V246L249 245ZM149 245V246H148ZM151 245V246H150ZM187 245V246H186ZM194 245V246H193ZM206 245V244H205ZM239 245V246H238ZM262 245V246H261ZM131 246V247H130ZM140 246H142L140 249L138 248V247H140ZM152 246H153V248H152ZM156 246H158V247H156ZM171 246H174L175 248H171ZM192 246L194 247V248H192ZM249 246V247H248ZM57 247V246H56ZM133 247V248H132ZM135 247H137V248H135ZM155 247H156V249H155ZM179 247H180V249H179ZM186 247V248H185ZM237 247V248H236ZM244 247V248H243ZM261 247V248H260ZM132 248V249H131ZM165 248H166V250H165ZM182 248V249H181ZM220 248L222 249V250H220ZM131 249V250H130ZM134 249V250H133ZM135 249L136 250H138V251H135ZM155 249V250H154ZM172 249V250H171ZM175 251H174V250ZM177 249V250H176ZM190 249V250H189ZM195 249V250H194ZM214 249H215V251L218 249V252H215L214 251ZM256 249V250H257ZM150 250V251H149ZM158 250V251H157ZM161 250H163V251H161ZM184 250H185V252H184ZM187 250V251H186ZM197 250V251H196ZM129 251V252H128ZM131 251H134V252H131ZM157 251V252H156ZM163 253L164 251H166V252H164L163 254H161V252ZM169 251V252H168ZM188 251H190V252H188ZM198 252L196 255L197 256H192L193 254H195L196 252ZM149 252V253H148ZM180 252V253H179ZM184 252V253H183ZM194 252V253H193ZM201 252H203L204 254H205V252H206V255H208V256H211V254H212V258L210 259L209 257H207L206 255L204 256V255H202L201 254ZM123 253V254H122ZM134 253V254H133ZM174 253V254H173ZM178 253V254H177ZM181 253H183V254H181ZM187 253V254H186ZM192 253V254H191ZM112 254V253H111ZM127 254V255H126ZM146 254V255H145ZM159 254V255H158ZM180 254H181V256L183 257V256H186V258L185 257H183V258H185V259H183V258H179L178 256H180ZM185 254V255H184ZM199 254V255H198ZM201 254V255H200ZM210 254V255H209ZM217 254V255H216ZM140 255H142L141 257H140ZM149 255V256H148ZM164 255V256H163ZM172 255L174 256V258L172 259V258H170V257H172ZM178 255V256H177ZM125 256V257H124ZM180 256V257H181ZM189 256V257H188ZM199 256V257H198ZM204 256V257H203ZM164 259H163V258ZM214 257V258H213ZM144 258V259H143ZM188 258H191V261L190 260H188L187 261V259ZM193 258L195 259V260H193ZM196 258H198V260L196 259ZM103 259V258H102ZM158 259V260H157ZM204 259H205V262H204ZM212 259H214V262H213V260ZM111 260V259H110ZM166 260V261H165ZM181 260V261H180ZM186 260V262H184V261ZM201 260H203V261H201ZM207 260V261H208ZM211 260H212V262H211ZM75 261H77V262H75ZM101 262H102V264H104L103 263V261H104V259H103V261L102 260H100ZM125 261V262H124ZM200 261H201V263H200ZM217 261V262H216ZM179 262V263H178ZM192 262V263H191ZM204 262V263H203ZM264 262V260L263 261H260L259 262V264L261 263V264H264L263 263ZM81 263V262H80ZM173 263H170L169 262V264H173ZM209 263H207V264H209ZM97 264V263H96ZM99 264H101L100 262H99Z\"/></svg>",
	"mask_w": 264,
	"mask_h": 264
}]
</instances>
